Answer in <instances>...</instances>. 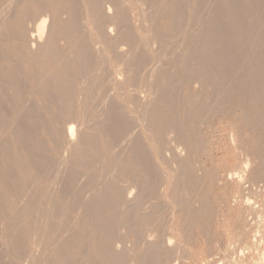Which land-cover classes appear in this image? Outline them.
<instances>
[{"label": "bare ground", "instance_id": "bare-ground-1", "mask_svg": "<svg viewBox=\"0 0 264 264\" xmlns=\"http://www.w3.org/2000/svg\"><path fill=\"white\" fill-rule=\"evenodd\" d=\"M2 1V0H1ZM12 1L14 0H4V7H7L8 4H10ZM22 1V0H21ZM29 1V5L26 6V9L24 8V12H23V17L22 19L23 20H20V21H15L16 22V26L13 27L14 23H13V19L11 16L10 18V21H12L11 23H13L12 25H10L11 23L9 22L8 25L10 28H8L7 30H10L12 27L15 29H11V36L13 37L15 35V37L17 38V42L18 40H26L24 42H26V45L27 47H29L32 52L36 50V48L38 49L40 46L42 48L41 49H38V51L42 50L41 53H44L42 56L44 57V59L48 56L49 59H46L47 60H50L52 61L50 63L51 67H49L51 69V71H48L49 68H45L46 66H41L39 65L40 67H44V70L42 68H39L38 67L36 68V70H34L35 72L31 75L33 79L36 80V82H38L37 86L35 85L34 81V86L35 90H33L34 92L37 91L38 92V95L40 94L41 96L40 99L42 100L41 97L44 98H47V102H48V98H51L52 99V95L54 94V96L57 98H55L54 102L55 101H58L57 103V114H65L66 113H71L72 115H74L75 117H73L74 119L78 120L77 119V116H79V114L81 112H83L82 108L84 110V112L88 113L89 111H91V114H92V111H93V114H94V111H95V107H99L102 106V108L105 109V107H107V102H108V99H109V95H112L111 93L116 94L117 96H122L123 98H125V101L129 104V107L131 108L132 112H131V115L135 118V126H137V132L138 133H135L133 132V129L134 127L132 126V130H130L131 128H126L127 130L126 131H130V134H128V137H125L127 138L126 141H127V144H125V146L129 144V148L127 147V151L126 152L127 154H124L121 153H116V151H113V148L114 146L112 145V139H103V137L101 136V134L99 135H91V134H85V137L83 138H80V137H77L78 134H80V131L81 129L83 130L86 125L84 124L83 127H81V125H83V123H80L79 121L82 122V119H79V123L77 125V122H76V125L75 123H70L69 125H67L68 123H66L67 127L65 126V135L64 133L60 134V136L63 137L61 139H58V133H54L52 137H55V135L57 137H55V139L57 138L58 139V143H59V140H63L62 142L65 143V145L67 147H71V148H74V146H76V144L78 142H82L80 144H84L83 146L80 145L81 147H88L89 151H90V154L89 153H85L88 154H83L84 152L83 151V148H80V146H78V149L80 148L79 152H82L81 153V157L82 160L81 161H87V162H91L92 163V167L94 166L95 169H98L100 170V168H102V170H100L99 172H101L99 175H97L96 177H91L92 175H87L86 176V172L87 174L90 173L91 174V171L93 168H91V164H89V171H85L83 174L85 176V179L87 180L88 176L90 177V179H88V181H84V183L86 182L90 188H93L94 190L96 189V186L99 188V191L96 192V190L94 191L92 189V191H94L92 194L93 196L91 198H84V197H88V194L87 196L85 191H84V188H87L88 186L86 185V183L84 184L83 182H79L80 184L82 183V187L81 188V185L79 186L81 189H83L84 193H82L84 195H81V192L78 194L80 198H84L82 199L83 201L82 202H79V197L78 199L79 200H76L77 202V207H79L78 209L80 210V212L84 215H88V221L86 222V224L82 223L80 227L77 226L76 229H74V231H72V228L71 231H68L69 233V236L71 235V232L73 236H76L77 238L79 239H82L83 241L84 240H89V242L91 241V244H88L90 245L89 249H87L88 251H84L83 250V246L84 245H80L78 244L77 245V248H79V255H81V258H84L85 255L87 260H88V264H163L164 262H160L159 261V254L162 252L165 254H168V250L169 248H166L163 249L161 252L159 249H162L161 247L158 248V245H156V241L155 242V239L154 241L152 242H146L147 245L143 248V251H140V252H135L134 248L137 246L134 242V245H136L135 247L134 246H129L128 244H126V237L128 235H123L124 233L127 234L128 232L132 234V236L136 237L134 238L135 241H139V238L140 240L142 239V235L140 236V233L143 231H147L148 229L144 228L146 226L150 227V219H148L149 217H147V215H145V211L148 210L150 211L151 213L153 211H156L157 209L159 210V208H154L153 207V204L151 203H140V199H141V195L143 193V188L144 189H148L149 192H153L156 190L155 188V184H157L155 181L159 178H161L162 174L163 176L165 175V180L164 182L166 181L167 184H172V187L173 185L175 186V184H177V181L179 180L180 182V178L182 179L183 177L181 176L180 174V170H178L179 168L175 169L174 166H173V163H172V166L171 167L168 163V159L171 157L172 159H175L177 160V163L179 164V166L181 167V170H182V166L184 165V163H182L183 161L185 162V160L189 159V154L190 152L193 150L195 151V149L197 148H200L201 147V144L199 142H195L197 141V138L195 139L194 135L198 132V127L196 128V124L199 123L201 121V117L203 114V112L207 109V107L210 106V101L214 98L218 99V103L216 104V99H215V104L214 106H216V110L217 111H222V113H224L226 116H228L234 123V127L236 128V126L238 125H241L243 128H247L251 134H253V136L255 137L254 139H257V141L259 142V140L261 141V139L264 138V31H261L263 32L260 37H259V34L257 35V37L259 38L258 41L256 42L255 40H253L252 42H256L255 43V46L257 45V47L259 48V53H256L254 52L255 50L257 49H253V50H247L245 52V55H243V52L241 53V57L244 56L243 58V62H242V66L241 68L239 69V71L235 74H230V71H229V67L230 68H233L232 66V63L234 64L233 61H231L232 59H229V61L231 62V65L230 63L228 64L227 63V60L228 59L227 57L229 58H232L233 55H228L229 53H227V49H230L232 46H234V48H236V50L239 48L242 49L244 48L246 45H249V47L251 48L253 46L252 42H251V38L249 40V36L246 35V33L249 35L250 32L248 33L247 31H244L242 33L241 31L245 30V28H250V26L248 25L249 23H252L253 22H247L249 21L250 19L254 20V18H250V16H252L250 14L249 18H248V15L247 18L248 20H246V25L248 26H245L244 28H242L246 17L244 15V19L242 20L241 18H239L241 20V24L237 23V20L235 19V15L236 14H239L240 13V10H238V8L240 7H236L234 5H236V3H233L234 1H232L231 3L233 4H229L227 5L228 7L226 8V6L224 4L223 7L225 8V11H224V14L223 16H221L222 18H227V19H220L222 20L223 22H226V24H224L223 22H220L219 19L215 20V18L213 17V13L212 12L209 15V17H212V20L210 18L211 21H209V19H205L207 21V23L205 22L206 24V27L204 26V22L202 23V19L201 18H205V16H202V14L204 15L205 12H203L202 14L200 13V10L204 11L206 8L208 9V1L204 4L207 5V7H205L204 9H200L201 7L203 6H199L201 4V0H196V2H199V5L197 3V6L198 9L200 10H197V6L196 8L194 6L191 5V3H189L193 9H191V6L190 8L188 9L189 10V13L190 14H193V11H194V17L195 19H197V21L195 20L194 23L200 21L201 24H203V26L205 27V30H204V34L203 36H200V35H197V41H196V45L197 48L196 49H192V48H188L190 50H187L186 48V43H187V39L189 38V36L191 37V34L195 33L192 28H188V25L189 23L187 24V28L188 30H192L193 32H189V34H186L185 32L188 33V30L184 31V33L182 34L181 33V30H183V27L184 25L186 24V22L183 20L184 17L182 18H177L176 21L174 20L176 17H180L179 14L176 15V13L178 12H173L172 13V9H176V7L179 5L181 6L185 1L187 2V0H177L174 4V2H172V0H129V4L132 3V5H125L124 4V1L125 0H28ZM60 1H62V4L60 3ZM193 1V0H192ZM192 1H189V2H192ZM201 1V2H200ZM222 2H219V3H223V1H226V0H221ZM242 0H240L239 2H241ZM249 1V0H248ZM256 2V0H253ZM26 2V1H25ZM185 2V3H186ZM195 2V0L193 1V3ZM195 2V3H196ZM210 2V1H209ZM214 2V1H213ZM212 2V3H213ZM237 2V1H236ZM242 2H247L246 1H242ZM241 2V3H242ZM252 2V1H251ZM255 4L258 5V4ZM263 2V1H260V3ZM182 3V4H181ZM188 3V2H187ZM192 3V4H193ZM194 3V4H195ZM211 3V4H212ZM238 3V2H237ZM249 3V2H248ZM247 3V4H248ZM21 4V2L19 3ZM27 3H25L26 5ZM158 4V9L159 7L161 6V9H164L163 11L167 12V10H169L170 14H172V16L176 15L175 17L173 16L171 20H174L172 21L174 24L175 22V28L174 30L176 29L177 30V33L176 31L174 32L175 34H169V33H163V25L158 28L162 29V33L161 31L159 30V32L157 31V33L155 32L154 34V30H157L155 29V26L157 25H154L153 26V20L156 21L155 19L156 18L154 17L153 15V12L154 13H161L160 10L157 12L155 9L157 8V5ZM203 4V5H204ZM227 4V3H226ZM240 4V3H238ZM244 4V8L243 10L246 11L247 13H249L248 11H252L253 7H250V9L248 10L247 8V5H245L246 3H243ZM252 4V3H251ZM250 4V5H251ZM186 5V4H185ZM222 5H220L222 7ZM261 6L263 4H260ZM259 5V6H260ZM156 6V8L154 9V7ZM172 6H176L175 8L172 7ZM183 6V5H182ZM239 6H242L241 4ZM249 6V4H248ZM254 6V5H253ZM260 6V7H261ZM3 7V6H1ZM215 7H216V4H215ZM215 7L213 6L212 8L215 9ZM243 7V6H242ZM241 7V8H242ZM12 8V7H11ZM187 8V7H186ZM218 8V7H217ZM8 9V8H7ZM153 9L156 11H153ZM179 10H183V9H180V8H177ZM191 9V10H190ZM206 9V10H207ZM252 9V10H251ZM254 9L256 10L257 8L254 7ZM264 9V8H262ZM4 10V9H2ZM184 10H185V7H184ZM183 10V12H184ZM222 10V8H221ZM242 10V9H241ZM62 12L63 11V16L65 15L66 17V14H67V18H63V16L61 15V17L63 18L62 20H65L63 23L62 20H60L58 22V17L59 16V12ZM186 11V10H185ZM191 11V12H190ZM199 11V12H198ZM201 11V12H202ZM212 10H209L208 12H210ZM215 11V10H214ZM235 11H239V13L237 12L235 15ZM260 11V10H259ZM258 10H256V13H258L260 15L259 19L263 16V13H264V10L260 11L259 12ZM66 14H65V13ZM182 12V13H183ZM254 12V11H253ZM262 12V13H261ZM5 13V12H4ZM15 13V11H14ZM180 13V12H179ZM185 13H188V12H185ZM254 13V14H256ZM134 14H136L137 17L135 18H139L138 20L140 21L141 24H139L138 27H141L142 26V31H140L141 33L138 34V36L136 37V34L134 35V31L131 30L130 28V25H132L130 23L129 25V20H130V17L132 18V16H134ZM169 14V16H170ZM201 14V16H200ZM207 14V13H205ZM241 14V13H240ZM262 14V15H261ZM9 15V14H8ZM35 15V17H34ZM157 15V14H156ZM163 15V14H162ZM182 15V14H181ZM184 15V14H183ZM218 15V14H217ZM257 15V14H256ZM5 16V14L3 15V17ZM14 16V14H13ZM33 17V20H30L29 19H32ZM161 16V14H160ZM164 16V15H163ZM187 16H191L189 14H187ZM152 17H154L152 19ZM207 17V16H206ZM208 17V18H209ZM220 17V16H218ZM220 17V18H221ZM241 17V15H240ZM18 20L21 19L20 17H16ZM134 18V19H135ZM159 18V17H158ZM174 18V19H173ZM193 19V15L191 17ZM191 18H189V20H191ZM214 18V19H213ZM230 18V19H229ZM258 18V16H257ZM264 18V17H263ZM7 19V18H6ZM61 19V18H60ZM186 19V18H185ZM229 19V20H228ZM236 22H235V20ZM136 20V19H135ZM167 20V19H166ZM179 20H183L185 24H181V23H178V25L180 24V29H179V26L177 25L176 22H179ZM188 20V19H186ZM264 19H260L261 23ZM204 21V20H203ZM222 25H225L227 26V28L225 26H223V28L225 27V31L223 30V32L221 30V24ZM234 21V22H233ZM244 21V22H243ZM251 21V20H250ZM259 20H257L255 18V22L258 23ZM18 22V24H17ZM199 22V24H200ZM254 22V23H255ZM56 23V24H55ZM133 25H135V23L132 21ZM155 23V22H154ZM157 24V23H155ZM162 24V23H161ZM192 24V23H191ZM197 24V23H196ZM217 24H220V30L216 29L215 26ZM238 24V25H237ZM250 24V25H252ZM2 25V24H1ZM56 25V26H55ZM141 25V26H140ZM245 25V24H244ZM259 25V24H258ZM12 26V27H11ZM56 27V37L57 38H63L62 40H65V44L67 42V46L68 44L70 45L69 48L67 49L66 51V48H64V45H62V47L64 48H60V46H56V44L58 45V43L54 42L55 41V34H52L53 32L51 31L52 29H55L53 28ZM183 26V27H182ZM195 26H198V25H195ZM201 26V28L203 29L204 27L202 25H199V27ZM264 26V25H263ZM262 26V27H263ZM2 27V26H0ZM134 28H136L135 26H133ZM197 27V30L200 29V31H202L201 28ZM218 27V26H217ZM240 27L243 29L241 30ZM254 27V25H253ZM252 27V29H253ZM261 27V25H260ZM186 28V27H185ZM186 28V29H187ZM254 28H257L256 26ZM259 28V27H258ZM257 28V29H258ZM170 29V28H169ZM238 29V31L240 30V32L236 31ZM3 30V28H2ZM6 30V28L4 29ZM6 30V32H7ZM55 30V31H56ZM136 30V29H135ZM171 30V29H170ZM173 30V31H174ZM196 30V31H197ZM248 30V29H247ZM263 30V28L261 29ZM1 31V30H0ZM14 31V32H13ZM133 31V32H132ZM199 31V32H200ZM2 32H5V31H2ZM1 32V33H2ZM5 32V33H6ZM14 35H13V33ZM52 32V33H51ZM137 32H139V30L137 29ZM198 32V31H197ZM198 32V33H199ZM8 33V32H7ZM196 34V33H195ZM257 34V33H256ZM4 34H2L3 36ZM9 34H7L8 36ZM1 36V35H0ZM194 36V35H193ZM4 37V36H3ZM195 37V36H194ZM193 37V38H194ZM253 37V36H252ZM14 38V37H13ZM171 38H176L175 40L177 41H180V45H183L185 49H183L182 47H178L180 48L181 50L183 49L185 52L183 51H174L175 53H173L171 55V53L169 52V54L171 56H168L169 54L165 51H160L162 52L160 54V58L164 57L162 60H166V56H168L167 58V61L163 62V61H160V60H157L158 58L154 59V57H152L153 53L155 54V52H153L152 50V54H148V53H142L141 51V47L139 48L140 45H142V49H146V45L149 46V44H157V46L155 47H158V44L160 43H164V42H168L169 39ZM256 37H254L255 39ZM7 41L9 40V38H6L5 36V39ZM59 39V41H60ZM190 39V38H189ZM1 40V39H0ZM61 40V41H62ZM2 41H3V38H2ZM10 41H12V38H10ZM57 41V40H56ZM15 42V41H14ZM64 42H61V43H64ZM174 42V41H173ZM193 42V41H192ZM19 43V42H18ZM23 43V42H22ZM56 43V44H55ZM16 45H18L17 43H14ZM168 43H166V47ZM172 44V42H171ZM174 44V43H173ZM177 44V43H176ZM13 45V44H12ZM11 45V46H12ZM15 45V47H16ZM252 45V46H250ZM8 46V45H7ZM24 46V45H23ZM56 46V47H55ZM154 46V45H153ZM152 46V48H153ZM160 47L158 48H161L163 45H159ZM174 47H177L175 44L172 45ZM14 47V48H15ZM18 47V46H17ZM188 47V46H187ZM229 47V48H228ZM20 48L21 47V44H20ZM19 48V49H20ZM25 48V47H23ZM59 48V49H58ZM149 47H147L148 50L152 49ZM157 48V49H158ZM173 48V47H172ZM227 48V49H226ZM234 48L232 49L233 51H236L234 50ZM254 48V47H253ZM61 49V50H60ZM162 49V48H161ZM174 49V48H173ZM177 48H175L174 50H176ZM179 49V50H180ZM192 49V50H191ZM4 50V48H3ZM2 50V51H3ZM23 50V49H21ZM20 50V52H22ZM1 51V50H0ZM24 51V50H23ZM28 51V50H26ZM25 51V52H26ZM37 51V52H38ZM151 51V50H150ZM149 51V52H150ZM168 51V50H166ZM29 52V51H28ZM31 52V53H32ZM36 52V51H35ZM36 52V53H37ZM143 52H146L145 50ZM173 52V51H172ZM229 52V50H228ZM238 52V51H237ZM258 52V51H257ZM34 53V52H33ZM32 53V54H33ZM40 53V52H38ZM37 53V54H38ZM41 53L39 54L41 56ZM159 53V52H158ZM156 53V54H158ZM2 54V53H1ZM9 55V53H7ZM14 54V53H13ZM12 54V55H13ZM69 55H73L74 57L73 58H69L67 60H64V56H68ZM144 54H147V56L149 57H145ZM155 54V56H156ZM163 54V55H162ZM168 54V55H167ZM5 55V54H4ZM20 55V53H19ZM45 55H47L45 57ZM159 55V54H158ZM157 55V56H158ZM40 56L38 59H40ZM41 56L42 60H43V57ZM156 56V57H157ZM18 57V56H17ZM24 57V56H23ZM33 57H35L33 55ZM72 57V56H71ZM5 58V57H3ZM7 58V56H6ZM10 57H8L9 59ZM14 58V56H13ZM20 58V57H19ZM27 58V57H26ZM25 58V59H26ZM149 58L153 59V60H148ZM240 58V57H239ZM23 59V58H22ZM34 59V58H33ZM38 59H34L36 60V62L38 61ZM16 61H18L17 59H14ZM20 60V59H19ZM148 60V61H147ZM226 60V62H225ZM41 61V59H40ZM9 62V61H8ZM19 62V61H18ZM44 61H42L43 63ZM161 62V63H160ZM238 62V61H237ZM11 65V67L9 69H5L7 68L5 65V68L2 67L0 68L1 72L3 71L2 69L4 68V75L5 76L4 78H6V76L9 78L10 81V84L13 85L14 88H17V84H16V81H14L15 77L18 76V69H17V64L15 61H13L11 63V61L9 62ZM53 63V64H52ZM126 63V64H125ZM147 63H149L150 65V68H149V71H146L147 72V75L144 76V77H141V78H138L139 80H137V71L138 69L140 68L141 65H146ZM4 64V63H3ZM30 64V63H28ZM163 64L164 67H161V65ZM238 64V63H237ZM241 65V63H239ZM43 65V64H42ZM144 65V66H145ZM148 65V64H147ZM3 66V65H1ZM161 67V68H158L160 70H158L156 67ZM232 66V67H231ZM19 67V66H18ZM30 67V66H29ZM34 67V66H33ZM170 70V72L167 70ZM45 69H47V73L51 72L50 74H47L45 73ZM148 70V69H147ZM171 71H177V73H174L175 75H173L174 77H172V74ZM1 72H0V75H1ZM145 72V73H146ZM3 74V73H2ZM21 76V75H20ZM22 77V76H21ZM3 78V77H2ZM2 79V80H5V79ZM19 79V78H18ZM7 80V79H6ZM8 80V81H9ZM16 80V79H15ZM172 80H176L178 82H182L183 84H186L188 85V83L192 82L193 85H197L199 86L198 89L195 91V92H192V93H186L182 96L179 95V92L177 90V85H181L183 86L181 83H175L174 86H172L174 83H172L171 81ZM24 81V80H23ZM27 81V80H26ZM136 81L139 82V83H143L141 86L138 84V86H136ZM7 82V81H6ZM18 82V81H17ZM172 85H169L171 84ZM5 83V82H4ZM8 83V82H7ZM7 83H5L6 85H8ZM190 83V84H192ZM9 84V85H10ZM29 84V83H28ZM126 85H129V87H126ZM135 85V86H134ZM24 86V85H23ZM180 86V87H181ZM186 86V85H184ZM29 87V85L27 86ZM3 88V87H2ZM126 88V89H124ZM190 88V87H189ZM180 89V88H179ZM15 90V89H14ZM24 90V89H23ZM27 91V90H26ZM177 91V92H176ZM18 93V91H16ZM36 92V93H37ZM15 94V93H14ZM31 94V93H29ZM2 95V94H0ZM6 95V93H5ZM9 95V94H8ZM7 95V98H9ZM12 95V94H11ZM74 95L78 98V100H81V103L83 102L82 104V108L81 110L79 111L80 107H78V105H76L77 107L74 108L75 104L74 105H71L70 104V101L72 98H74ZM25 96V95H24ZM28 96V95H27ZM33 95L30 96V98L32 97ZM1 97V96H0ZM113 97V96H112ZM11 98V97H10ZM17 99V97H16ZM110 99H113V98H110ZM109 99V100H110ZM8 100V99H7ZM6 100V101H7ZM12 100V99H11ZM25 100V99H24ZM30 100H33L34 99H30ZM70 100V101H69ZM73 100V99H72ZM1 101V99H0ZM5 101V100H4ZM13 101V100H12ZM15 101V100H14ZM26 101V100H25ZM50 101V99H49ZM111 101V100H110ZM113 101V100H112ZM120 101V100H119ZM214 101V100H213ZM11 102V101H10ZM20 102V101H19ZM18 102V103H19ZM43 102V101H42ZM51 102V101H50ZM69 102V103H67ZM1 103V102H0ZM27 103V102H26ZM31 103V102H30ZM35 103V102H34ZM44 103V102H43ZM64 103V104H63ZM65 103L69 104V106H63L65 105ZM116 103V102H115ZM7 104V103H6ZM13 104V103H12ZM11 104V105H12ZM24 104V103H23ZM22 104V105H23ZM33 104V103H32ZM48 104V103H47ZM2 105H3V102H2ZM14 105V104H13ZM26 105V104H25ZM79 105H81L79 103ZM104 105V106H103ZM110 105V103H109ZM117 105V103H116ZM115 105V106H116ZM120 105V104H119ZM4 106V105H3ZM28 106V105H27ZM36 106V104H35ZM39 106V105H37ZM71 106H74V107H71ZM95 106V107H94ZM112 106V105H111ZM114 106V104H113ZM128 106V105H127ZM213 106V107H214ZM12 107V106H11ZM15 107V106H14ZM40 107V106H39ZM42 107V106H41ZM46 107V106H44ZM49 107V106H48ZM65 107V108H64ZM212 107V106H210ZM28 108V107H27ZM101 108V109H102ZM117 108V107H116ZM119 108V107H118ZM45 109H48V108H45ZM44 109V110H45ZM100 109V108H99ZM98 109V110H99ZM114 109V108H113ZM214 109V110H215ZM4 110V109H3ZM14 110V109H13ZM34 110V109H33ZM52 110V109H51ZM97 110V109H96ZM96 111L97 114L99 111ZM103 110V109H102ZM112 110V109H111ZM109 109V111H111ZM116 110V109H114ZM117 110H120V109H117ZM22 111V110H21ZM32 117H35V118H38L37 120L41 123L42 125V122H43V119H44V116L43 118H41L42 116L36 112H33L32 109H28L27 110ZM26 111V112H27ZM41 111V110H40ZM49 111V109L47 110V112ZM106 111L108 112V110L106 109ZM105 111V112H106ZM24 112V114L26 113ZM45 112V111H44ZM52 112V111H51ZM77 112H80L77 114ZM83 112V113H84ZM95 112V113H96ZM14 113V111L12 112V114ZM17 113V112H16ZM82 114L81 115H84L85 119L86 118V114ZM103 113V111H102ZM112 113V112H111ZM120 113V112H119ZM205 113V112H204ZM2 114H4L2 112ZM9 114V113H7ZM23 114V113H22ZM39 114V116H38ZM55 114V113H54ZM89 114V113H88ZM28 116V113L25 114V116ZM80 115V116H81ZM99 115H100V112H99ZM114 116L115 113L113 114ZM18 116V115H17ZM26 116V117H27ZM56 116V115H54ZM61 116V115H60ZM79 116V117H80ZM89 116V115H87ZM100 116H101V119H100ZM99 118L98 116L95 117V114L92 116H89L90 119L92 120L93 118L92 117H95L94 121H101L100 125L98 126L97 122H95V127H97V131H99L98 129H103V122L105 123V117H104V120L102 122V116H105V115H100ZM122 116V115H121ZM9 117V116H8ZM25 117V118H26ZM48 117V116H47ZM46 117V118H47ZM58 116H56L57 118ZM65 117V116H64ZM78 117V118H79ZM89 117H88V122L89 124H87L88 127H90V124L91 126L94 125L93 123H91V120L89 121ZM110 117V116H109ZM2 118V117H1ZM21 118V117H20ZM46 118L44 119L45 121ZM60 118V117H58ZM57 118V119H58ZM81 118V117H80ZM28 119V118H27ZM48 121H49V118H47ZM73 121H76L74 120ZM83 119V121L85 120ZM97 119V120H96ZM207 119V118H206ZM53 120V119H52ZM62 120V118H61ZM72 120V118H71ZM10 121V120H9ZM8 121V122H9ZM35 121V120H33ZM32 121V122H33ZM45 121L43 124H45ZM63 121V120H62ZM12 122V121H11ZM25 122V121H24ZM7 123V122H6ZM19 123V122H18ZM17 123V124H18ZM21 123V122H20ZM36 123V122H35ZM58 123H61L58 122ZM201 123V122H200ZM232 123V125H233ZM28 124V123H27ZM54 124V122H53ZM115 124V123H114ZM235 124H238V125H235ZM13 125V124H12ZM11 125V126H12ZM23 125V124H22ZM26 125V124H25ZM38 125V124H37ZM46 125V124H45ZM55 125V124H54ZM63 125V124H62ZM61 125V126H62ZM103 125V126H101ZM111 125V124H110ZM130 125V124H129ZM198 125V124H197ZM204 125V123H203ZM3 126V125H2ZM40 126V125H39ZM47 126V125H46ZM46 126H45V129H46ZM61 126H60V129H61ZM240 126V128H241ZM14 127V126H13ZM29 127V126H28ZM35 127V126H34ZM51 127V126H50ZM55 127V126H54ZM94 127V129H95ZM114 127V126H113ZM117 127V126H116ZM122 127H124L122 125ZM121 127V128H122ZM127 127V126H126ZM130 127V126H129ZM2 128V127H1ZM21 128V127H20ZM24 128V127H23ZM30 128V127H29ZM42 128V126H41ZM53 128V127H52ZM59 128V127H58ZM63 128V129H64ZM93 128V127H92ZM106 128V127H105ZM104 128V129H105ZM37 129V127H36ZM49 129V128H48ZM46 129V130H48ZM62 129V130H63ZM91 129V128H90ZM114 129V128H113ZM23 130V129H22ZM57 130V129H56ZM112 130V129H111ZM121 130V129H119ZM197 130V131H196ZM232 130V129H231ZM237 129L231 131V133H235L234 131H236ZM242 130V129H241ZM14 131V130H13ZM38 131V130H37ZM41 131V129L39 130ZM91 131V130H90ZM113 131V130H112ZM116 130H114L115 132ZM132 131V132H131ZM135 131H136V128H135ZM49 132V131H48ZM52 131H50L51 133ZM102 132V130L100 131ZM111 132V131H110ZM122 132V131H121ZM238 132V131H237ZM28 133V132H27ZM26 133V134H27ZM49 133V134H50ZM93 133V131H92ZM94 133H98V132H94ZM199 133V132H198ZM15 134H16V131H15ZM30 134V133H28ZM82 134V133H81ZM108 134V133H107ZM117 134V133H115ZM114 134V135H115ZM20 135V133H19ZM111 135V134H110ZM118 135V134H117ZM120 135V134H119ZM124 135V134H122ZM121 135V136H122ZM197 135V134H196ZM231 135V134H230ZM234 136H236L235 134H233ZM18 136V135H17ZM49 136V135H48ZM116 136V135H115ZM42 137V136H41ZM113 137V136H112ZM111 137V138H112ZM248 137V136H247ZM246 137V138H247ZM3 138V137H2ZM19 138V137H18ZM34 138V137H33ZM65 140H64V139ZM78 138V139H77ZM115 137H113L114 139ZM236 138V137H235ZM235 138H232V140H236ZM238 138V137H237ZM6 139V138H5ZM10 139V138H9ZM118 139V138H116ZM249 139V138H248ZM112 142H111V141ZM231 140V139H230ZM19 141V140H18ZM17 141V142H18ZM44 140H42L43 142ZM60 141V142H61ZM125 141V140H123ZM199 141V139H198ZM244 141V139H243ZM248 141V140H246ZM250 141V140H249ZM2 142V141H1ZM201 142V141H200ZM234 142H238L237 140L234 141ZM232 142V143H234ZM251 142V141H250ZM253 142H255L253 140ZM30 143V142H28ZM45 143V142H44ZM118 143V142H117ZM121 143V142H120ZM236 143H234L235 145H237ZM262 143V141H261ZM4 144V143H3ZM8 144V143H7ZM33 144V143H32ZM31 144V145H32ZM42 144V143H41ZM75 144V145H73ZM124 143L122 142V145ZM246 144V143H245ZM10 145V144H9ZM21 145V144H20ZM43 145V144H42ZM57 145V144H55ZM59 145V144H58ZM87 145V146H86ZM234 145V146H235ZM251 145V144H250ZM261 145V144H260ZM263 145V144H262ZM1 146V145H0ZM7 145H5L6 147ZM34 146V145H33ZM41 146V145H40ZM238 146V145H237ZM254 146V145H253ZM255 146H256V143H255ZM254 146V147H255ZM2 147V146H1ZM8 147V146H7ZM49 147V146H48ZM56 147V146H54ZM53 147V148H54ZM119 147V145H118ZM205 147V146H204ZM249 147V146H248ZM246 147V148H248ZM258 147V146H257ZM10 148V147H9ZM32 147H30L31 149ZM42 148V147H40ZM44 148V147H43ZM46 148V147H45ZM58 148V147H57ZM62 148V147H61ZM64 148V146H63ZM70 148V149H71ZM124 148V147H123ZM239 148V147H238ZM241 148V147H240ZM253 148V147H252ZM251 148V150H252ZM262 148V147H260ZM3 149V148H2ZM5 149V148H4ZM14 149V148H13ZM48 149V148H47ZM46 149V150H47ZM60 149V148H59ZM69 149V150H70ZM86 149V148H85ZM87 149V150H88ZM115 149V148H114ZM255 149V148H254ZM7 150V149H6ZM23 150V149H22ZM45 150V149H44ZM72 150V149H71ZM74 150L78 151L77 150V147L76 149L74 148ZM82 150V151H81ZM121 150V148H120ZM152 150H155V151H158L160 152L161 154L157 153L155 156H157V162L159 163L158 165H161L163 166L162 164L164 165H169L168 167H165L166 169H163V172H162V169L161 171L159 169H157L158 167H156V169H153L154 170H157V172H161V176L158 174H156L154 172V170L150 167L151 166V160L153 161V159L148 156L149 154L148 153H152L151 151ZM199 150V149H198ZM203 150V149H202ZM10 151V150H9ZM26 151H29L26 150ZM35 151V150H34ZM37 151V150H36ZM62 151V150H61ZM67 151V150H66ZM73 151V150H72ZM71 151V152H72ZM76 151H73V153L71 154H78L75 153ZM88 151V152H89ZM238 151V150H237ZM256 151H259L258 149H256ZM255 151V152H256ZM19 152V151H18ZM30 152V151H29ZM38 152V151H37ZM196 152V151H195ZM242 152V151H241ZM240 152V153H241ZM254 152V151H253ZM261 152V151H260ZM264 152V151H263ZM21 153V152H19ZM60 153V152H58ZM156 153V152H155ZM162 153L164 156H162ZM26 154V153H25ZM48 154V153H47ZM158 154L161 155L158 157ZM166 154L170 155V157L167 158V156H165ZM195 154V153H194ZM260 154V153H259ZM1 155V154H0ZM18 155V154H17ZM32 155V154H30ZM261 155V154H260ZM6 156V155H5ZM27 156V155H26ZM25 156V157H26ZM33 156V155H32ZM80 157V154L77 155ZM257 156V154H256ZM7 157V156H6ZM9 157V156H8ZM38 157V156H36ZM35 157V158H36ZM43 157V156H42ZM42 157H39V158H42ZM80 157V158H81ZM166 157V158H165ZM193 157V156H191ZM254 157V156H253ZM11 158V157H9ZM34 157H31V159H33ZM63 158V157H62ZM76 158V157H75ZM79 158V159H80ZM246 158V157H245ZM249 158V157H248ZM248 158H246L245 160V165L244 168H248L249 166V160ZM8 159V158H7ZM14 159H17L16 156L15 158L12 157V159L10 160V162ZM19 159V158H18ZM16 160V161H19V160ZM21 159H22V153H21ZM20 159V160H21ZM26 159V158H25ZM38 159V158H36ZM45 160V158H42ZM70 159V158H68ZM73 159V158H72ZM78 159L77 157V162L79 161L81 163V165L84 163H82L80 160ZM84 159H87V160H84ZM171 159V160H172ZM252 159V158H251ZM260 159V157H259ZM262 159V158H261ZM41 160V159H40ZM59 160V159H58ZM170 160V161H171ZM193 160V158H192ZM195 160V159H194ZM257 160H258V157H257ZM12 161V162H13ZM35 161V160H34ZM33 161V162H34ZM47 161V158L46 160ZM51 160H48V164ZM63 160H61V163H62ZM70 161V160H69ZM74 161V160H72ZM76 161V160H75ZM74 161V163H75ZM126 162V165L125 167L122 165V169L118 170L119 174H123L125 175V179H122V177L120 178L118 173L117 172H113L116 167V163L118 164L119 162ZM169 161V162H170ZM179 161V162H178ZM190 161V160H188ZM15 162V161H14ZM30 162V161H29ZM41 163H43L42 161H40ZM46 162V163H47ZM78 162L77 166L80 164ZM87 162L85 165H87ZM122 162V164H123ZM156 162V163H157ZM195 162V161H194ZM18 163V162H17ZM24 163V162H23ZM31 163V162H30ZM40 163V164H41ZM66 163V162H65ZM197 163H199L197 161ZM196 163V164H197ZM255 164L257 162H254ZM26 164V163H25ZM98 164V165H97ZM99 164L101 166H99ZM182 164V165H180ZM189 164V163H188ZM244 164V163H243ZM14 165V164H13ZM12 165V166H13ZM24 165V164H23ZM44 165V164H43ZM76 165V164H75ZM84 165V166H85ZM156 165V166H158ZM175 165V164H174ZM195 165V164H193ZM11 166V165H10ZM19 166V165H18ZM32 166V165H31ZM34 166V165H33ZM47 166V165H46ZM64 166V164H63ZM66 166V165H65ZM83 165L82 166H78V167H82L83 170H86V168L84 167ZM88 166L87 169H88ZM95 166H98L97 168ZM185 166H188L186 165V162H185ZM261 166V165H259ZM37 167H40V166H37ZM68 167V165H67ZM184 167V166H183ZM237 167V166H236ZM254 167V166H252ZM250 167V168H252ZM6 168V167H5ZM19 168V167H18ZM24 168V167H23ZM26 168V167H25ZM34 168V167H33ZM36 168V167H35ZM63 167H61L62 169ZM66 168V167H65ZM71 168V167H70ZM120 168V167H119ZM117 168V169H119ZM187 168V167H186ZM189 168V167H188ZM188 168L187 170H185V168H183L186 172L188 171ZM199 168V167H197ZM213 168V167H212ZM256 168V167H255ZM260 168V167H259ZM258 168V169H259ZM16 169V168H15ZM41 169H44L41 168ZM46 169V168H45ZM69 169V168H68ZM98 169L96 170L97 172L95 171H92L94 172L93 175L95 176V174H98ZM253 169V168H252ZM252 169H249V170H252ZM257 169V168H256ZM26 170V169H25ZM33 170V169H32ZM38 170V169H37ZM36 170V171H37ZM40 170V169H39ZM50 170V169H49ZM67 170V168H66ZM75 170V168H74ZM72 169V171H74ZM153 170V171H151ZM159 170V171H158ZM183 170V171H184ZM205 170V169H204ZM260 170V169H259ZM264 170V168H263ZM30 171V170H29ZM55 171V170H54ZM61 171V170H60ZM65 171V169H64ZM69 171V170H67ZM71 171V172H72ZM78 171V170H77ZM81 171V169H80ZM117 171V170H115ZM190 171V170H189ZM212 171V170H211ZM215 171V169H214ZM212 171V172H214ZM217 171V170H216ZM246 171V170H245ZM28 172V170H27ZM43 172V171H42ZM56 172V171H55ZM76 172V171H75ZM122 172V173H121ZM152 172H154L155 174H153ZM252 172V171H251ZM256 171H253V173H255ZM263 172V171H262ZM9 173V172H8ZM22 173V172H21ZM36 173V172H35ZM52 173V172H51ZM54 173V172H53ZM68 173V172H67ZM66 173V175H67ZM73 173V172H72ZM71 173V174H72ZM80 173V172H79ZM207 173V172H206ZM244 173V172H243ZM252 173V174H253ZM258 173V171H257ZM2 174V173H1ZM46 174V173H45ZM56 174V173H55ZM61 174V173H60ZM82 174V175H83ZM210 174V173H209ZM237 174V173H236ZM256 174V173H255ZM260 174V173H259ZM27 175V174H25ZM32 175V174H31ZM36 175V174H35ZM38 175V173H37ZM47 175V174H46ZM54 175V174H53ZM58 175V174H57ZM70 175V174H68ZM77 175V174H75ZM81 175V174H80ZM191 175V174H190ZM189 175V176H190ZM213 175V173H212ZM216 175V173H215ZM250 175V173H249ZM248 175V176H249ZM258 175V174H257ZM7 176V175H6ZM9 176V175H8ZM51 176V175H49ZM65 176V175H64ZM200 176V175H199ZM218 176V175H217ZM30 177V176H29ZM41 177V176H40ZM48 177V175L46 176ZM62 177V176H61ZM81 177V176H80ZM87 177V178H86ZM191 177V176H190ZM198 177V176H197ZM6 179V177H3ZM53 178V177H52ZM67 178V177H66ZM78 178V177H77ZM76 178V179H77ZM163 178V177H162ZM212 178V177H211ZM252 178V177H251ZM250 178V179H251ZM257 178V177H256ZM262 178V177H261ZM2 179V178H1ZM5 179H2V180H5ZM12 179V177H11ZM14 179V178H13ZM72 179V178H71ZM70 179V180H71ZM74 179V177H73ZM72 179V181H74ZM84 179V178H82ZM84 179V180H85ZM194 179V178H193ZM218 179V177H217ZM260 179V178H259ZM10 180V179H9ZM157 180V181H158ZM163 180L160 181L162 182L163 184ZM197 180V179H195ZM200 180V179H199ZM216 180V179H215ZM264 180V178L262 179ZM59 181V180H58ZM68 181V180H67ZM79 181V180H78ZM82 181V180H81ZM182 181V180H181ZM185 182H187V184H190L191 182L188 183V181L184 180ZM198 181V180H197ZM211 181V180H210ZM248 181V180H247ZM250 181H253V179H251ZM3 182V181H2ZM1 182V183H2ZM10 182V181H8ZM15 181L13 180V183ZM21 182V181H20ZM29 182V181H28ZM62 182V181H60ZM159 182V181H158ZM183 182V181H182ZM181 182V184H182ZM184 182V184H186ZM255 182V180L253 181ZM257 182V181H256ZM259 182V180H258ZM23 183V181L21 182ZM25 183V182H24ZM76 182H74L75 184ZM164 183V184H166ZM195 183V182H193ZM191 183V184H193ZM7 184V183H6ZM30 184H31V180H30ZM54 184V183H53ZM72 184V183H71ZM77 184V183H76ZM163 184V185H164ZM190 184V185H191ZM222 184V183H221ZM10 185V183L8 184ZM64 185V184H63ZM67 185V184H66ZM68 185H69V182H68ZM73 185V184H72ZM84 185V186H83ZM189 185V186H190ZM202 185V184H201ZM242 185V184H241ZM260 185V184H259ZM3 186V185H2ZM28 186V185H26ZM56 186V185H55ZM59 186V185H58ZM76 186V185H75ZM87 186V187H85ZM95 186V187H94ZM170 186V185H169ZM188 185L186 187H189ZM245 186V185H244ZM243 186V187H244ZM247 186V185H246ZM4 187V186H3ZM7 187V186H6ZM15 187V185H14ZM34 187V186H32ZM61 187V186H60ZM66 187V186H65ZM69 187V186H68ZM155 187V188H154ZM158 187V185H157ZM176 187V186H175ZM174 187V188H175ZM201 187V186H200ZM1 188V187H0ZM9 188V187H8ZM37 188L38 185H37ZM36 189H33V190H37ZM59 188V187H58ZM67 188V187H66ZM73 188V187H72ZM177 188V187H176ZM185 188V187H184ZM241 188V187H240ZM246 188V187H244ZM243 188V189H244ZM21 189V188H19ZM23 189V188H22ZM21 189V190H22ZM28 189V188H27ZM55 189V188H54ZM57 189V188H56ZM65 189V188H64ZM78 189V188H76ZM155 189V190H154ZM173 189V188H171ZM178 189H180V187H178ZM188 191L189 188H187ZM6 190V189H5ZM20 190V191H21ZM42 191V189H40ZM58 190V189H57ZM56 190V191H57ZM85 190H89V187ZM98 190V189H97ZM174 190V189H173ZM17 191V190H16ZM30 191V190H29ZM67 191V190H66ZM65 191V192H66ZM71 190H69L70 192ZM78 191V190H76ZM253 191V190H251ZM8 192V191H7ZM25 192V191H24ZM34 192V191H33ZM52 192V191H50ZM96 192V193H95ZM146 192V190H145ZM159 192V191H158ZM171 192V191H169ZM177 192H179L177 190ZM181 192V191H180ZM208 192V191H207ZM11 193V192H10ZM20 193V192H18ZM72 193H75V192H72ZM89 193V192H88ZM95 193V194H94ZM147 193V192H146ZM186 193V192H185ZM254 193V192H253ZM4 194V193H3ZM8 194V193H7ZM23 194V193H22ZM43 194V193H42ZM54 194V193H52ZM58 194V193H57ZM164 194V193H163ZM195 194V193H194ZM197 195L199 193H196ZM9 195V194H8ZM91 195V194H90ZM154 195V194H153ZM167 195V194H166ZM24 197V195H22ZM21 196V197H22ZM38 196V195H37ZM41 196V195H40ZM50 196V195H49ZM60 196V195H58ZM74 196V195H73ZM186 196V194H185ZM188 196V195H187ZM195 196V195H194ZM7 199L8 197L5 196ZM10 197V196H9ZM14 197V196H13ZM36 197V196H35ZM42 197V196H41ZM51 197V196H50ZM53 197V195H52ZM90 197V196H89ZM153 197V196H152ZM183 197V196H182ZM181 197V198H182ZM196 197V196H195ZM199 197V196H198ZM18 198V197H16ZM25 198H26V195H25ZM54 198V197H53ZM51 198V199H53ZM74 198V197H73ZM76 198V197H75ZM157 198V197H155ZM180 198V200H181ZM185 198V197H183ZM1 199V198H0ZM10 199V198H9ZM21 199V198H20ZM36 199H39V197H36ZM36 199H35V202H36ZM42 199V198H41ZM50 199V200H51ZM186 199V198H185ZM200 199V198H199ZM198 199V201H200ZM202 199V197H201ZM255 199V198H254ZM17 200V199H16ZM14 199V201H16ZM62 200L65 201V199L63 198ZM72 200V199H71ZM156 200V199H155ZM196 200V199H194ZM1 201V200H0ZM26 200H24L25 202ZM33 201V200H32ZM40 201V200H38ZM73 201V200H72ZM139 201V202H138ZM142 201V200H141ZM172 201V199H171ZM176 201V200H175ZM178 201V200H177ZM182 201V200H181ZM7 202V201H6ZM11 202V201H10ZM18 203H20L19 201H16ZM23 202V204H24ZM27 202V201H26ZM49 202V201H48ZM51 202V201H50ZM49 202V203H50ZM157 202V201H156ZM183 202H177V204L179 203L180 204V207L179 209L177 210L179 213H184V214H188L191 212V214L193 213L195 216L196 214L200 211L199 209L197 208H200V207H194L193 209H189L188 207H192V206H188L186 207L187 205H183ZM188 202H189V199H188ZM187 202V203H188ZM206 202V201H204ZM42 203V201L40 202ZM38 203V204H40ZM185 203V202H184ZM198 203V202H197ZM200 203V202H199ZM203 203V202H202ZM255 203V202H254ZM21 204V203H20ZM26 204V203H25ZM24 204V205H25ZM29 205H31V203L29 202L28 203ZM28 204H26L27 206H29ZM33 204V203H32ZM37 204V203H35ZM46 204V202H45ZM64 204V203H62ZM60 203V205H62ZM72 204H75L72 203ZM175 204V203H174ZM192 204V203H191ZM194 204V203H193ZM204 204V203H203ZM202 204V205H203ZM249 204V203H248ZM34 205V204H33ZM56 205V204H55ZM59 205V203H58ZM66 205V204H65ZM155 205V204H154ZM200 205V204H198ZM9 206V205H8ZM16 206V205H15ZM36 206V205H35ZM32 207V208H35ZM38 206V205H37ZM41 206V205H40ZM48 206V205H47ZM64 205H62V208H63ZM66 206H70V205H66ZM74 206V205H73ZM157 206V204H156ZM155 206V207H156ZM20 207V206H19ZM26 207V206H25ZM52 207V206H51ZM159 207V206H158ZM177 207V208H178ZM202 207V206H201ZM253 207V206H252ZM11 208V207H10ZM24 208V207H23ZM22 208V209H23ZM31 208V209H32ZM37 208V207H36ZM40 208V207H39ZM38 208V209H39ZM42 208V207H41ZM46 207H44L43 209H45ZM50 208V207H48ZM56 208V207H55ZM58 208V207H57ZM66 208V207H65ZM162 208V207H161ZM203 208V207H202ZM201 208V209H202ZM214 208V207H213ZM245 208V207H244ZM249 208V207H248ZM18 209V208H17ZM20 209V208H19ZM29 209V208H28ZM27 209V211H28ZM37 209V210H38ZM76 209V208H75ZM77 209V210H78ZM176 209V207L174 208V210ZM218 209V208H217ZM3 210V209H2ZM36 210V209H35ZM51 210V209H49ZM53 210V209H52ZM51 210V211H52ZM57 210V209H56ZM145 210V211H144ZM206 210V209H205ZM25 211V210H24ZM43 211H46L43 210ZM50 211V212H51ZM68 211V210H67ZM176 211V212H177ZM4 214L5 211H3ZM29 212V211H28ZM27 212V213H28ZM54 213V211H52ZM79 212V213H80ZM145 212V213H144ZM164 212V211H163ZM177 212V213H178ZM210 213V211H208ZM207 212V213H208ZM213 212V211H212ZM19 213V212H18ZM43 213V212H42ZM41 213V214H42ZM60 213H61V210H60ZM66 213H69V212H66ZM150 213V214H151ZM178 213V214H179ZM204 213L207 215L206 211H204ZM17 214V213H16ZM21 214V213H20ZM30 214V213H29ZM33 214V213H31ZM30 214V215H31ZM35 214H38V213H35ZM47 214V212H46ZM192 214V215H193ZM203 214V213H202ZM256 214V213H254ZM15 215V214H14ZM19 215V214H17ZM16 215V216H17ZM26 215V213H25ZM29 215V216H30ZM58 215V214H57ZM55 215V217L57 216ZM64 215V214H62ZM67 215V214H66ZM70 215V214H69ZM79 215V214H78ZM149 215V214H148ZM177 215V214H176ZM201 215V213H200ZM1 216V215H0ZM6 216V215H4ZM12 216V215H11ZM28 216V215H27ZM44 216V215H43ZM49 216V214L47 215ZM51 216V214H50ZM187 216V215H186ZM185 215H183V218L185 217L186 219H188ZM190 216V221L193 223L194 219L191 220V215L189 214ZM188 216V217H189ZM194 216V218H195ZM197 216L199 217V214H197ZM196 216V217H197ZM209 216V214H208ZM254 216V215H253ZM32 217V216H31ZM61 217V216H60ZM69 217V216H68ZM83 217V216H82ZM147 217V218H146ZM154 216H152L151 218H153ZM204 217V216H203ZM202 217V218H203ZM16 218V217H15ZM18 218V217H17ZM23 218V217H22ZM25 218V216H24ZM64 218V217H63ZM155 218V217H154ZM153 218V219H154ZM246 218V217H245ZM252 218V217H251ZM21 219V218H20ZM34 219V218H33ZM40 219V218H39ZM45 219V218H43ZM58 219V217L56 218ZM60 219V218H59ZM66 219V218H65ZM63 219V221L65 220ZM71 219V218H70ZM69 219V220H70ZM78 219V218H77ZM82 219V218H81ZM182 219V218H180ZM198 218H195V222L197 221ZM244 219V218H243ZM1 220V219H0ZM157 218H155V223L158 221H156ZM184 220V221H183ZM182 221L185 222V221H188V223L190 222L189 220H185L183 219ZM245 220V219H244ZM249 220V219H248ZM6 221V220H5ZM32 221V220H31ZM38 220H35L34 222H36ZM48 221V220H46ZM60 221V220H58ZM86 221V220H85ZM24 222V221H23ZM28 222V221H27ZM44 222V221H43ZM52 222V221H51ZM65 222V221H64ZM75 222V221H74ZM12 223V222H11ZM15 223V222H14ZM13 223V224H14ZM17 223V222H16ZM22 223V222H21ZM29 223V222H28ZM33 223V222H32ZM38 223V222H36ZM40 223V222H39ZM54 223V222H53ZM67 223V222H66ZM70 223V222H68ZM154 223V221H153ZM159 223V222H158ZM156 223V225L158 224ZM182 224V222H180ZM187 222L186 224L189 225ZM198 223V222H197ZM19 224V223H18ZM55 224V223H54ZM59 224V223H58ZM62 224V219H61V223ZM72 224V223H71ZM202 224V223H201ZM9 225V223H8ZM28 225V224H27ZM33 225V224H32ZM42 225V224H41ZM80 225V224H79ZM86 225V226H85ZM180 225V224H179ZM185 225V224H182V226ZM16 226V224H15ZM14 226V227H15ZM20 226V224H19ZM24 226V225H23ZM36 226V225H34ZM45 226V225H44ZM48 226V225H47ZM53 226V225H52ZM52 226H48V230L49 231V227H52ZM57 226V225H56ZM66 228H67V224L65 225ZM69 226V225H68ZM126 226V227H125ZM129 226V227H128ZM202 226V225H201ZM12 226H10L9 228H11ZM13 227V228H14ZM127 227L129 228L127 231ZM143 227V229H142ZM154 227V226H153ZM185 227V226H184ZM190 227V226H189ZM19 228V227H18ZM24 229L27 228V227H23ZM42 228V226L40 227ZM54 230L56 227H52ZM50 229V232H48L47 236L50 235V233L52 232V234L55 233V231H51L53 229ZM58 228V227H57ZM56 228V229H57ZM84 228H87L84 229ZM126 228V230L124 229ZM142 230H141V229ZM156 228V227H155ZM186 228V227H185ZM184 228V229H185ZM46 229V226L45 228ZM43 229V232H46ZM14 230V229H13ZM17 230V229H16ZM28 230V229H27ZM31 230V229H30ZM38 230H40L38 228ZM59 230V229H58ZM152 230V229H150ZM26 231V230H25ZM36 231V230H34ZM153 231V230H152ZM14 232V231H13ZM20 232V231H19ZM29 232V230L27 231V233ZM41 232V231H40ZM39 232V233H40ZM124 232V233H123ZM9 233V232H8ZM34 233V232H33ZM36 233V232H35ZM38 233V232H37ZM148 233V232H147ZM153 233V232H152ZM20 234V233H19ZM42 234V232H41ZM40 234V235H41ZM51 234V235H52ZM150 234V233H149ZM34 235V234H33ZM32 235V236H33ZM44 235V234H42ZM41 235V236H42ZM50 235V236H51ZM71 235V236H72ZM7 236V235H6ZM9 236V235H8ZM16 236V235H15ZM31 236V237H32ZM49 236V237H50ZM55 236V235H53ZM61 236V235H60ZM66 236V235H65ZM64 236V237H65ZM23 237V236H22ZM21 237V238H22ZM30 237V238H31ZM44 237V236H42ZM57 237V236H56ZM139 237V238H137ZM41 238V237H40ZM47 238V237H46ZM55 238V237H53ZM60 238V237H59ZM57 237V239H59ZM74 237H72L73 239ZM160 238V237H159ZM13 239V238H12ZM50 239V238H49ZM64 239V238H63ZM133 239V238H132ZM9 240V238H8ZM14 240V239H13ZM20 240V239H19ZM38 240V239H37ZM42 240V238H41ZM67 239L65 238V240H61L60 238V241H66ZM78 240V239H77ZM7 241V240H6ZM11 241V239H10ZM24 241V239H23ZM22 241V242H23ZM40 241V240H38ZM47 241V240H46ZM55 241H56V238H55ZM58 241V240H57ZM56 241V242H57ZM71 241V240H70ZM69 241V242H70ZM79 241V240H78ZM77 241V242H78ZM81 241L83 244L84 242ZM12 242V241H11ZM17 242V241H16ZM42 242V241H41ZM44 242V241H43ZM51 242V240L49 241ZM55 242V243H56ZM73 242V241H72ZM140 242V241H139ZM13 243V242H12ZM18 243V242H17ZM59 243H60V246H59ZM62 242H59L58 241V246L60 247H55L54 245V248L53 246L50 247L51 249L53 248V254L55 253V256L56 258L55 259H52V263L54 264H80L78 263L79 260H84V259H79L77 260V256L76 254H70L68 252V250L66 249H63L62 247H65V243L63 245L65 246H62L61 247V244ZM71 243V242H70ZM80 243V242H78ZM81 243V244H82ZM145 243V244H146ZM159 243V242H158ZM14 244V243H13ZM28 244V243H26ZM35 244V243H34ZM39 244V243H38ZM43 244V243H42ZM54 244V241L51 242V245ZM67 244V243H66ZM77 244V243H76ZM166 244L168 247H171V245L173 244V240L172 238L170 237H166ZM48 245V243H47ZM47 245H45L46 247L43 246V248H46V250H48L47 248ZM49 245V246H51ZM70 245V244H69ZM80 245V246H79ZM2 246V245H1ZM13 246V245H12ZM48 246V247H49ZM14 247V246H13ZM19 247V246H17ZM134 247L133 249H130ZM139 247V246H137ZM141 247V245H140ZM41 248V246H40ZM74 249H77L76 247H73ZM82 248V251L85 252H81V249ZM84 249H85V246H84ZM174 249V248H173ZM172 248L171 250L174 251ZM18 250V248H17ZM45 249H40V252L44 251ZM70 250V249H69ZM131 250V251H130ZM133 250V251H132ZM30 251V249H29ZM32 251V250H31ZM78 251V252H79ZM171 251V252H172ZM177 251V250H176ZM10 252V251H9ZM45 252V251H44ZM42 253L45 255V253ZM48 252V251H47ZM26 253V252H25ZM30 253V252H29ZM51 253V254H52ZM72 253V252H71ZM20 254V253H19ZM33 254V253H32ZM52 254V255H53ZM85 254V255H84ZM170 254V253H169ZM13 255V254H12ZM11 255V256H12ZM21 255V254H20ZM34 255V254H33ZM36 255V254H35ZM43 255V256H44ZM47 255V253H46ZM50 255L49 253V256H52ZM78 255V254H77ZM84 255V257H83ZM162 255V254H161ZM163 255V256H164ZM172 255V254H171ZM27 256V255H26ZM48 256V255H47ZM45 256V257H47ZM24 258V257H23ZM30 258V257H29ZM41 257H39L38 259H40ZM43 258V257H42ZM85 258V259H86ZM168 258V257H167ZM37 259V260H38ZM48 259V258H46ZM51 258L49 257V260ZM25 260V259H24ZM33 260V259H32ZM42 260V259H41ZM49 260H47L48 262H50ZM166 260V259H165ZM165 260H162V261H165ZM42 261H44V264H45V260L43 259ZM41 261V262H42ZM46 261V263H47ZM37 263V262H36ZM51 263V262H50ZM40 264V263H39ZM49 264V263H47ZM81 264H84V262Z\"/></svg>", "mask_w": 264, "mask_h": 264}, {"label": "rangeland", "instance_id": "rangeland-1", "mask_svg": "<svg viewBox=\"0 0 264 264\" xmlns=\"http://www.w3.org/2000/svg\"><path fill=\"white\" fill-rule=\"evenodd\" d=\"M26 1V2H25ZM175 1V2H174ZM177 0H172V2H174V4L173 5H175V3H177L176 2ZM189 1H192V0H187V2L185 3H181L182 5L181 6H172V7H176V9H173V8H171V9H169V10H171L172 11V13H174L175 11L176 12H178V13H176V15L177 14H179V16L180 17H176L174 20L176 21V19L177 18H183L184 17V21L186 22V24L185 23H183L184 21L183 20H179V22H176L177 23V25H178V23H181V24H185L184 25V27H183V30H181L180 29V24L178 25L179 26V29L181 30V33L183 34L184 33V31L186 30H188V28H192V30L196 33H193V34H191V32H193L192 30H188V33L187 32H185L186 34H189V32H190V34H191V37L189 36V38L187 39V43H186V45L188 46H186V48H187V50H190V49H188L189 47L190 48H194V49H196L197 48V46H195L196 45V41H197V35H200V36H203V34L205 33L204 32V30H205V27H206V24H205V22L207 23V19H209V21H211L212 20V17H209V15H211L212 16V14H213V17L215 18V16L214 15H216V17L217 18H215V20L217 19H219V21L220 22H223L222 20L224 19V18H222L221 16H223V14H224V11H225V6H226V8L228 7L227 5H229L232 1H234V0H226V1H223V3H219V2H222L221 0H205L206 1V3H207V1H208V3H209V5H208V9L206 10H204V11H202V10H200V9H204L205 7H207V5L206 4H204L205 3V1L204 0H201L200 2H201V4L199 5V2H196V0H195V4L193 3V1L192 2H189ZM210 1V2H209ZM214 1V2H213ZM238 3H240L242 6H239L240 4H238ZM236 1H234L233 3H236V5H234V6H236L237 8L238 7H240V8H238V10H240V13H239V11H237L239 14H236L237 12L235 11V13H234V15L236 16L235 17V19L237 20V23H238V21L240 20L239 18H241L242 20L246 17V19H244L245 20V22H244V24L242 25L241 23V20L239 21V23L243 26L242 28H244L245 26H250V28L251 29H249V28H245V30H243L241 27H240V29L241 30H243V31H241L242 33L244 32V31H247L248 33L250 32V34L248 35L247 33H246V35L247 36H249L250 38H249V40L251 39V38H253V39H251V42L253 41V40H255L256 42L258 41V37H257V35L259 34V37H260V35L263 33V32H261V31H264V20L262 21V23H261V21H260V19H264L263 17H264V13H263V16L259 19V17H260V15L258 14V13H256V10H260V11H262V10H264V9H262V8H264V0H256V2L255 1H253V0H247V2H242V1H246V0H242L241 2H239L240 0H236ZM252 1V2H251ZM260 1H263V2H261L260 3ZM21 2V4H19ZM129 0H125L124 1V4L125 5H127V4H129ZM213 2V3H212ZM249 2V3H248ZM254 2L256 3V4H258V5H256L255 6V4H254ZM25 3H27L26 5H25ZM60 3L62 4V1H60ZM189 3H191V5L192 6H194L195 8H196V6H197V3H198V5L199 6H203V7H199V6H197V10H200V13L202 14L203 12H205V13H207V14H205L204 13V15L202 14V16H205V18L203 17V18H201L202 19V23L204 24V26H203V24H201V20L200 21H198V22H196V23H194L195 22V20L197 21V19H195V17H194V11H193V14H190L189 13V8H190V4ZM193 3V4H192ZM207 3V4H208ZM212 3V4H211ZM227 3V4H226ZM229 3V4H228ZM233 3H231V4H233ZM243 3H246L245 5H247V8H248V10L250 9V7H253L251 10V12L250 11H248L249 13H247L246 11H244L243 10V8H244V4ZM249 4V6H248V4ZM252 3V4H251ZM186 4V5H185ZM204 4V5H203ZM215 4H216V7H215ZM222 4H224V5H222ZM230 4V5H231ZM251 4V5H250ZM260 4H263L262 6L260 5ZM29 5V1L28 0H14V1H12L10 4H8V6L7 7H4V0H0V26H2V27H0V68H2V67H4L5 68V66L7 67V68H5V69H9L12 65L9 63L10 61H11V63L13 62V61H15L17 64H19V65H17V69H18V76H16L15 77V79H14V81L13 82H15L16 81V86H17V88H14L13 87V85H11L10 84V81L11 80H9V76L7 77L6 76V78H4L5 76H3L4 75V68L2 69L3 71L1 72V75H0V94H2V95H0L1 97H0V99H1V103H0V145L2 146H0V264H44V261H42L43 259L45 260V264H47V263H49V264H54V263H52V259H55L56 258V256H55V253L53 254L52 252H53V248H54V245H55V247H59L60 246V243H59V246H58V241L59 242H62L61 244V247L62 246H65V247H62L63 249H67L68 250V252L70 253V254H76V258H77V260H79V259H84V260H79L78 261V263H80L81 264V262L83 263L84 262V264H88V260H87V258H86V256L87 255H85V257H84V255H83V257L84 258H81V255H79V253H80V251H79V248L80 247H82V246H80V245H84L85 246V249H84V246L82 247L83 248V250L85 251H88L87 249H89L90 247V245H88V244H91V241L89 242V240L87 241V240H82V239H79V238H77L76 236H73L72 235V233L73 232H71V235L69 236V233H68V231H71V229H72V231H74V229H76L77 228V226L78 227H80V226H82L81 224L83 223H85L86 224V222L88 221V215H84V214H82L81 212H80V210L78 209L79 207H77V206H79V205H77V202H76V200H79V202H82L83 200L82 199H84V198H91L92 196H93V192L96 190V192H98L99 191V188L96 186V189L94 190L93 188H90V186L86 183L87 181H88V179H90V175H92L91 177H96L97 175H99L101 172H99L100 170H102V168H100V170L98 169L99 167L98 166H95L97 169H98V174H95V176L93 175V173L94 172H92V171H95V172H97L96 170L97 169H95L94 168V166L92 167V163L90 162H87L88 160L87 159H84V160H87V161H81L82 160V158L83 157H81L83 154H86V153H89L90 154V151H89V149H88V147H81L80 145H82V144H80V143H82V142H78L77 144H78V146H80V148H83V151L82 152H84V153H82V152H79V150H80V148L78 149V146H77V144H76V146H74V148L76 149V147H77V150L78 151H76V150H74V148H71L73 151H76L75 153H77L78 152V154L77 155H79L80 154V157L79 156H77L76 154H71V153H73V151L69 148V147H67L66 145H65V143H63L61 140H59V143H58V139H61L62 137H63V135H62V137L60 136V134H62V133H64V135H65V126L67 127V125H69L70 123H75V125H76V122H77V125H78V123L80 122V123H83V125H81V127H83L84 126V124L86 125L85 127H83L84 129L82 130L81 129V131H80V134H78L77 135V137H80V138H84L85 137V134H91V135H99V134H101V136L103 137V139H112V145L114 146V148H113V151H116V153H119V154H121V153H123L124 152V154H127L126 152H128L127 150V147L129 148L130 146H129V144H128V146L126 145L125 146V144H127V141H126V139L127 138H129L128 137V134H130V131H126L127 129L126 128H128V130H129V128H131L132 126L134 127V125H135V118L131 115V112H132V110H131V108L129 107V104L125 101V98H123L122 96H117L116 94H114L113 95V93H111L112 95H109V99L110 98H113V99H108V102H107V107H105V109L104 108H102V106H100L99 105V107L97 106V107H95L99 112H100V115H105V116H102V122H103V120H104V117H105V123L103 122L102 124L104 125H101V126H103V129H98L99 131H97L96 129H97V127L100 125V123H101V121H99V120H97V121H99V122H97V121H95V122H97V123H99V124H97L98 126H96L95 127V122H93L95 119V117L96 116H98V118H99V112H98V114H97V110L95 109V111H94V114H95V117H92L93 119V121L90 119V117L89 116H93L94 114H93V111H92V114H91V111H89L88 113H86V112H84V110H85V108L83 109L82 107V104H83V102L81 103V100H78V98L74 95V98H72L71 99V101H70V104L71 105H74V103H76L74 106H71V107H74V108H76L77 106L76 105H78V107L79 106H81L80 107V109H79V111L81 110V108H82V110H83V112H81L82 114H84L85 115V113L87 114V115H89V116H87L86 115V118L88 119V117H89V121L91 120V123H95L94 125H92L91 126V124H90V127H88L87 126V124H89V123H87L88 122V120L87 119H85V118H83V117H85L84 115H81V113L80 112H77V114L76 115H78V113H80L79 114V116L81 117H79V116H77V119L78 120H76V119H74L73 117H75L74 115H72L71 113H66L65 114V112H64V114L62 113V114H57V102L58 101H55L54 102V100H55V96H54V94L51 96L52 97V99L51 98H48V102H47V98H44L43 99V97H41L42 98V100L40 99V97L39 96H41L40 94L38 95V92L37 91H33V90H35L34 88L37 86V84H38V82H36V80L35 79H33L32 78V74L35 72L34 70H36V68L38 67V69L39 68H42L43 70H44V67H40L39 65H41V66H46L45 68H49V67H51V65H50V63L52 62V61H50V60H47L46 61V59H49L48 58V56L47 55H45V59H44V53H41V51L39 50L38 51V49H40L41 48V46L37 49L36 48V52L38 51V52H40L41 53V56L43 57V60H42V58H41V56L39 55L40 53H36L35 51H33L32 52V50L29 48V47H27V45H26V42H24V41H26V40H18V42H17V38L15 37V35H14V31L12 32L13 33V37L11 36L12 34H11V29H14L15 27L14 26H16V20L17 21H20V20H23L22 19V17H23V10H24V8L26 9V6H28ZM129 5H132V3H130ZM190 5V6H189ZM206 5V6H205ZM220 5H222V7L220 6ZM254 5V6H253ZM261 7H260V6ZM1 6H3V7H1ZM156 6H157V8H156ZM155 7H154V9L157 11H159L160 9H161V6L159 7V9H158V4L156 5ZM191 6V9H193V7ZM205 6V7H204ZM215 7V9H213L212 7ZM224 6V7H223ZM12 7V8H11ZM184 7H185V10H184ZM187 7V8H186ZM198 7L200 8V9H198ZM218 7V8H217ZM242 7V8H241ZM254 7L255 8H257L256 10L254 9ZM8 8V9H7ZM177 8H180V9H183L184 10V12H183V10H179V9H177ZM221 8H222V10H221ZM2 9H4V10H2ZM153 9V11H155ZM190 9V10H191ZM242 9V10H241ZM164 9H162V10H160V12L161 13H154L153 12V15H154V17L156 18V16H157V18L155 19L156 21H152L153 22V26L154 25H157V26H155V29H157V30H154V34H155V32L157 33V31L159 32V30L161 31V33L163 32V33H169V34H175L174 32L176 31V33H177V30L175 29L174 30V28H175V26H173V25H175V22H174V24H172L173 22L172 21H174V20H171L172 19V17L174 16H172V14H170V12H169V10H167V12H166V10H165V12L163 11ZM173 10H174V12H173ZM209 10H212V11H210V12H208ZM215 10V11H214ZM14 11H15V13H14ZM155 11V12H156ZM157 11V12H158ZM202 11V12H201ZM254 11V12H253ZM259 11V12H260ZM5 12V13H4ZM183 12V13H182ZM185 12H188V13H185ZM191 12V11H190ZM199 12V11H198ZM212 12V14H210ZM263 12V11H262ZM261 12V13H262ZM63 14V11L61 12H59V16L60 17H58L59 19H58V22L60 21V20H62L63 18L65 19V18H67V14H66V17H65V15L63 16L62 14ZM225 13H226V11H225ZM254 13H256V14H254ZM5 14V16L3 17V15ZM9 14V15H8ZM13 14H14V16H13ZM157 14V15H156ZM160 14H161V16H160ZM164 16H163V15ZM169 14H170V16H169ZM182 14V15H181ZM184 14V15H183ZM187 14H189V15H191V16H187ZM201 14H200V16H201ZM209 14V15H208ZM218 14V15H217ZM250 14L252 15V16H250ZM61 15L63 16V18L61 17ZM175 15V16H176ZM192 15H193V19L191 18L192 17ZM240 15H241V17H240ZM244 15H245V17H244ZM246 15H248V18H249V16H250V18L252 17V18H254V20H252V19H250L249 21H247L248 23L249 22H253V24L252 23H249L248 25H246V20H248V18H247V16ZM262 15V14H261ZM13 18V19H11V20H13V23H14V25H13V27L10 29V30H7L8 28H10L9 26L10 25H12L13 23H11L12 21H10V18L11 17ZM174 16V17H175ZM178 16V15H177ZM201 16V17H202ZM207 16V17H206ZM218 16H220V17H218ZM257 16H258V18H257ZM16 17H20L21 19H17ZM32 17V16H31ZM34 17H35V15H34ZM135 17H137L136 16V14H134V16H132V18L130 17V22H129V25H130V23L132 24V25H130V28H131V30H133L132 32L134 33V35L136 34V37L138 36V34L139 33H141L140 31H142L143 29H142V26L141 27H138L139 26V24H141L140 23V21L138 20L139 18H135ZM154 17H152V19L154 18ZM159 17V18H158ZM209 17V18H208ZM7 18V19H6ZM61 18V19H60ZM136 20H135V19ZM188 19V20H186V19ZM189 18H191V20H189ZM210 18H211V20H210ZM213 18V19H214ZM255 18L257 19V20H259L258 21V23H256L255 22ZM167 19V20H166ZM207 21H206V20ZM220 19H222V20H220ZM225 19H227V18H225ZM224 19V20H225ZM230 19V18H229ZM228 19V20H229ZM234 19V20H235ZM30 20V22H31V20H33V17H32V19H29ZM204 20V21H203ZM236 20H235V22H236ZM65 20H62V22L63 23H65L64 22ZM132 21L135 23V21H136V23H135V25H133V23H132ZM139 22V24H138V22ZM177 21H178V19H177ZM208 21V22H209ZM213 21V20H212ZM219 21H217V22H219ZM11 23L10 25L8 24V23ZM61 22V21H60ZM61 22V23H62ZM157 23V24H155V23ZM199 22H200V24H199ZM219 22V23H220ZM226 22H227V20L225 21V22H223L224 24H226ZM234 22V21H233ZM255 22V23H254ZM162 23V24H161ZM189 23V25H188V28H187V24ZM192 23V24H191ZM2 24V25H1ZM17 24H18V22H17ZM56 24V23H55ZM164 24V25H163ZM220 24H221V27H220ZM220 24H217L216 26H215V28L216 29H218V30H220V28H221V30H220V32L222 31L223 32V30L225 31V29L227 28V26H225V25H222V23H220ZM250 24H252V25H250ZM259 24V25H258ZM9 25V26H8ZM138 25V26H137ZM163 25V26H162ZM195 25H198V26H195ZM199 25H202L204 28L202 29L201 28V26L199 27ZM238 25V24H237ZM253 25H254V27L256 26L257 28H254L253 27ZM260 25H261V27H260ZM56 26V25H55ZM133 26H135L136 28H134ZM161 26L163 27L162 29H163V31H162V29H160L161 28ZM218 26V27H217ZM223 26H225L224 28H223ZM263 26V27H262ZM158 27H160V28H158ZM174 27V28H173ZM187 29H186V28ZM197 27H199V28H201L202 29V31H200V29H198L197 30ZM220 27V28H219ZM252 27H253V29H252ZM2 28H3V30H2ZM6 28V30H7V32H6V30H4ZM53 28H55V29H52L51 31L53 32H51L52 34H55V41L54 42H56V43H58V45L56 44V46L58 47V46H60V48L62 47V45H64V48H66V51H67V49L69 48V44H68V46H67V42H66V44H65V40H62L63 38H57L56 37V32H57V30H56V27H54L53 26ZM171 30H170V29ZM263 28V30H261ZM136 29V30H135ZM137 29L139 30V32H137ZM159 29V30H158ZM223 29V30H222ZM248 29V30H247ZM15 30V29H14ZM56 30V31H55ZM174 30V31H173ZM199 32H197V31ZM2 31H5V32H2ZM236 31H238V29L236 30ZM2 32V33H1ZM226 32V31H225ZM238 32H240V30L238 31ZM160 33V32H159ZM257 33V34H256ZM2 34H4L3 36H2ZM7 34H9L8 36H7ZM11 34V35H10ZM189 34V35H190ZM244 34H245V32H244ZM264 34V33H263ZM140 35V34H139ZM195 37H194V36ZM5 36H6V38H9V40L7 41V39L6 40H4L5 39ZM253 36V37H252ZM194 37V38H193ZM254 37H256L255 39H254ZM2 38H3V41H2ZM10 38H12V41H10ZM59 39H60V41H59ZM176 38H171V39H169L168 40V42H164V43H160V44H158V47H160L159 45H163L161 48H158V47H155V46H157V44H149V46L148 45H146L145 47H146V49L144 48V49H142L143 47H142V45H140L139 46V48L141 47V51H142V53H148V54H152V50H153V52H155V54L156 53H158V54H156V56H155V54L153 53V55H152V57H154V59H156V58H158L157 60H160V61H163L162 59L164 58H160L159 56H160V54L163 52V51H165V52H167L168 54H169V52L171 53V55L173 54V53H175L176 51H183V52H185L183 49H185L186 50V48H184V46L183 45H180L181 43H180V41H177V40H175ZM57 40V41H56ZM62 40V41H61ZM15 41V42H14ZM174 41V42H173ZM193 41V42H192ZM23 42V43H22ZM61 42H64V43H61ZM171 42H172V44H171ZM256 42H252V44H253V46L252 45H250V46H252L251 48L249 47V45H246L244 48H242V49H240L239 48V50L237 49L236 50V48H234V46H232L230 49H227V53H229L228 55H233L234 54V56H232V58H229V57H227L228 59H226L227 60V63L229 64L230 63V65H231V62L229 61V59H232L231 61H233L234 62V64L232 63V66H233V68H230L229 67V71H230V74H235V73H237L238 71H239V69L241 68V66H242V62H243V58H244V56H242L241 57V53L243 52V55H245V52L247 51V50H253V49H257V50H255L254 52H256V53H259V48L257 47V45L255 46V43ZM14 43H17L18 45H16V44H14ZM166 43H168L167 44V46L168 47H166ZM177 46V47H174V46H172V45H174V44ZM177 43V44H176ZM13 44V45H12ZM20 44H21V47L22 48H20ZM8 45V46H7ZM12 45V46H11ZM15 45H16V47H15ZM24 45V46H23ZM18 46V47H17ZM55 46V47H56ZM152 46H153V48H152ZM15 47V48H14ZM23 47H25V48H23ZM147 47H148V49H149V47L150 48H152V49H150V50H148L147 49ZM175 49V48H177L176 50H174L173 48ZM178 47H182L183 49L181 50L180 48H178ZM254 47V48H253ZM3 48H4V50H3ZM20 48V49H19ZM42 48H43V46H42ZM41 48V49H42ZM63 48V47H62ZM63 48V49H64ZM158 48V49H157ZM229 48V47H228ZM234 48V50H236V51H233L232 49ZM21 49H23V50H21ZM59 49V48H58ZM180 49V50H179ZM191 49V50H192ZM3 50V51H2ZM20 50L22 51V52H20ZM26 50H28V51H26ZM61 50V49H60ZM146 51V52H143V51ZM163 50V51H162ZM166 50H168V51H166ZM228 50H229V52H228ZM26 51V52H25ZM150 51V52H149ZM160 51H162V52H160ZM173 51V52H172ZM175 51V52H174ZM238 51V52H237ZM258 51V52H257ZM33 54H32V53ZM2 53V54H1ZM7 53H9V55L7 54ZM14 53V54H13ZM19 53H20V55H19ZM182 53V52H181ZM5 54V55H4ZM13 54V55H12ZM167 54V55H168ZM33 55L35 56V57H33ZM149 55V56H150ZM163 55V54H162ZM170 54L168 55V56H171ZM6 56H7V58H6ZM13 56H14V58H13ZM18 56V57H17ZM24 56V57H23ZM39 56H40V59H41V61H40V59H38L39 58ZM72 56V57H71ZM144 56L146 57L147 56V54H144ZM149 56H147V57H149ZM168 56H166V60H164L165 62L167 61V57ZM3 57H5V58H3ZM8 57H10L9 59H8ZM20 57V58H19ZM27 57V58H26ZM65 58H64V60H67V59H69V58H73L74 56L71 54V55H69L68 54V56H64ZM67 57H69V58H67ZM151 57V56H150ZM151 57V58H152ZM240 57V58H239ZM23 58V59H22ZM26 58V59H25ZM36 58V59H38V61L36 62V60H34V59ZM151 58H149L148 60H150ZM14 59H17L18 61H16V60H14ZM20 59V60H19ZM147 60V61H148ZM151 60H153V59H151ZM226 60H225V62H226ZM9 61V62H8ZM42 61H44L43 63H42ZM163 61V62H164ZM238 61V62H237ZM4 63V64H3ZM28 63H30V64H28ZM161 63V62H160ZM238 63V64H237ZM239 63H241V65L239 64ZM43 64V65H42ZM53 64V63H52ZM126 64V63H125ZM148 64V65H147ZM145 66L144 65H141L140 66V68L138 69V71H137V80H139L138 78H141V77H144V76H146L147 75V72L146 71H149V68H150V65H149V63H147ZM1 65H3V66H1ZM5 65V66H4ZM11 65V66H10ZM19 66V67H18ZM30 66V67H29ZM34 66V67H33ZM148 66H149V68H148ZM231 66V67H232ZM161 67H164L163 66V64L161 65ZM161 67H156L157 69L158 68H161ZM148 69V70H147ZM1 70V69H0ZM158 70H160V69H158ZM167 70H168V68H167ZM170 70H171V68H170ZM170 70H168L169 72H170ZM45 73H47V69H45ZM48 71H51V69L49 68L48 69ZM146 72V73H145ZM3 73V74H2ZM51 72H49V73H47V74H50ZM171 73H173L172 74V77H174L173 75H175L174 73H177V71H171ZM22 77H21V76ZM5 79V80H2L3 78ZM19 78V79H18ZM7 79V80H6ZM9 80V81H8ZM24 80V81H23ZM27 80V81H26ZM35 80V81H34ZM8 83H7V82ZM18 81V82H17ZM33 81H34V83H35V85H34V83H33ZM7 83L8 85H6L5 83ZM174 83L173 85H172V83ZM170 83L171 84H169V85H172V86H174L175 85V83L177 82L178 84L179 83H181L183 86H181L180 84L179 85H177V90H178V92H179V95L180 96H182V95H184V94H186V93H192V92H195L197 89H198V87L199 86H195V85H193V83L192 82H190V83H192V84H190V83H188V85H187V83L186 84H183L182 82H178V81H174V80H172ZM29 83V84H28ZM37 83V84H36ZM176 83V84H177ZM10 84V85H9ZM138 84L141 86L143 83L141 82V83H139V82H137L136 81V86H138ZM24 85V86H23ZM29 85V87H27ZM184 85H186V86H184ZM35 86V87H34ZM135 86V85H134ZM181 86V87H180ZM3 87V88H2ZM126 87H129V85H126ZM190 87V88H189ZM180 88V89H179ZM15 89V90H14ZM24 89V90H23ZM33 89V90H32ZM124 89H126V88H124ZM27 90V91H26ZM16 91H18V93L16 92ZM37 92V93H36ZM177 92V91H176ZM5 93H6V95H5ZM15 93V94H14ZM29 93H31V94H29ZM9 94V95H8ZM12 94V95H11ZM7 95H8V97L9 98H7ZM25 95V96H24ZM28 95V96H27ZM31 95H33L31 98H30V96ZM55 98H54V97ZM113 96V97H112ZM11 97V98H10ZM16 97H17V99H16ZM8 99V100H7ZM13 101H12V100ZM26 101H25V100ZM30 99H34V101L33 100H30ZM49 99H50V101H49ZM54 99V100H53ZM216 99V98H215ZM215 99L213 98L209 103H210V106H212V107H207V109L203 112V114L204 115H202V117H201V123L199 122V123H197L196 124V128L198 127V132L194 135V137H195V139L197 138V141H195V142H199L200 144H201V147L200 148H197V149H195V151H191L190 152V154H189V159H187V160H185V162H186V165H188V166H185V162L183 161L182 163H184V167L182 166V170H181V167L179 166V164L177 163V160H175V159H172L171 157H170V155H168V154H166L165 156H167V158L166 159H168V157H170L168 160L170 161L171 159V161L169 162L168 161V163H169V165L171 166V167H173L174 166V168L175 169H177V168H179L178 170H180V174H181V176L183 177L182 179L180 178V182H179V180L177 181V184H175V186L177 187H175L174 185H173V187H172V184H167L166 183V181L164 182V180H165V175L163 176V174H162V176H161V169H162V172H163V169H166L165 167H168L169 165H164V164H162L163 166H161V165H158L159 163L157 162V156H155L157 153H159V154H161L160 152H158V151H155V150H152L151 152L152 153H148L149 155V157H150V159L152 158L153 159V161L151 160V166L152 167H150V169L152 168L153 169V167H154V169H156V167H158L157 169H159L158 171L159 172H157V170H154V172L156 173V174H158V176L160 175L161 176V178H159V182L156 180L155 182L157 183V184H155V191H154V193L153 192H149L148 191V189H144L143 188V193H142V195H141V199H140V203H142V204H144L145 202L146 203H151V204H153V207L156 209V208H159V210L157 209L156 211H153L152 213L150 212V211H148V210H144L145 212V215H147V217H149L148 219H150V224H148V225H150V227H148V226H146V227H144L145 229L147 228L148 230L147 231H145V232H143L144 231V229H143V227H142V229H143V231L140 233V236L142 235V239L140 240V238L139 237H137V238H139V241H138V239H137V241H135V239L134 238H136V237H134V236H132V234L131 233H127V234H125L124 232V236L125 235H128L127 237H126V244H128L129 246L131 245V246H139V247H132V248H130V249H133L135 252H140V251H143V248L147 245V243L146 242H152V241H154V239H155V242H156V245H158V248L159 247H161L162 249H159L160 250V252L163 250V249H165V247L166 248H169V250H168V252L170 253H168V254H165L164 255V253H160L158 256H159V261L160 262H164L163 264H264V180H262L263 178H264V170H263V168H264V138L263 139H261V141H262V143H261V141L259 140V142L257 141V139H254L255 137L253 136V134H251V132L247 129V128H243L241 125H238V124H235V125H238V126H236V128L234 127V123L232 122V121H230L231 119L228 117V116H226L224 113H222V111H217L215 108H216V106H214V104H215ZM5 100V101H4ZM7 100V101H6ZM15 100V101H14ZM56 100H57V98H56ZM113 100V101H112ZM120 100V101H119ZM214 100V101H213ZM217 101H216V104L218 103V99H216ZM11 101V102H10ZM20 101V102H19ZM44 103H43V102ZM2 102H3V105H2ZM19 102V103H18ZM27 102V103H26ZM31 102V103H30ZM35 102V103H34ZM117 103V105H116V103ZM213 102H214V104H213ZM7 103V104H6ZM14 105H13V104ZM24 103V104H23ZM33 103V104H32ZM48 103V104H47ZM67 103H69V102H67ZM67 103H65V105H63V106H69V104H67ZM79 103L81 104V105H79ZM109 103H110V105H109ZM12 104V105H11ZM23 104V105H22ZM26 104V105H25ZM35 104H36V106H35ZM64 104V103H63ZM113 104H114V106H113ZM120 104V105H119ZM28 105V106H27ZM37 105H39V106H37ZM112 105V106H111ZM116 105V106H115ZM128 105V106H127ZM12 106V107H11ZM15 106V107H14ZM42 106V107H41ZM44 106H46V107H44ZM49 106V107H48ZM104 106V105H103ZM214 106V107H213ZM28 107V108H27ZM117 107V108H116ZM119 107V108H118ZM32 109V111L33 112H36V111H38L39 112V114L42 116V114H43V116H44V119L47 117V118H49V121H48V119L46 118V120L47 121H45L44 119H43V122H42V125L41 124H39V123H41V122H39L38 120V118H35V117H32L31 116V114L27 111L28 109ZM45 108H48L49 109V111L47 112V110L48 109H45ZM65 108V107H64ZM103 110H102V109ZM116 109V110H114V109ZM4 109V110H3ZM14 109V110H13ZM34 109V110H33ZM45 109V110H44ZM52 109V110H51ZM106 109L108 110V112L106 111ZM109 109L111 110V111H109ZM117 109H120V110H117ZM215 109V110H214ZM22 110V111H21ZM41 110V111H40ZM81 110V111H82ZM14 111V113L12 114V112ZM27 111V112H26ZM45 111V112H44ZM52 111V112H51ZM86 111V110H85ZM102 111H103V113H102ZM106 111V112H105ZM2 112L4 113V114H2ZM17 112V113H16ZM24 112H26L25 114H27L28 113V116L26 117L25 116V114H24ZM38 112H36V113H38ZM96 112V113H95ZM112 112V113H111ZM120 112V113H119ZM7 113H9V114H7ZM23 113V114H22ZM55 113V114H54ZM115 113V115L116 116H114L113 114ZM39 114H38V116H39ZM18 115V116H17ZM54 115H56V116H58V117H60V118H56V116H54ZM61 115V116H60ZM122 115V116H121ZM9 116V117H8ZM43 116L41 117V118H43ZM65 116V117H64ZM110 116V117H109ZM2 117V118H1ZM21 117V118H20ZM26 117V118H25ZM40 117V116H39ZM79 117V118H78ZM28 118V119H27ZM61 118H62V120H61ZM71 118H72V120H71ZM76 118V117H75ZM97 118V117H96ZM207 118V119H206ZM38 119V120H37ZM53 119V120H52ZM73 119L74 120H76V121H73ZM79 119H82V122L81 121H79ZM83 119H85L84 121H83ZM100 119H101V116H100ZM10 120V121H9ZM33 120H35V121H33ZM9 121V122H8ZM12 121V122H11ZM25 121V122H24ZM33 121V122H32ZM44 121H45V124L47 125H45V124H43L44 123ZM61 121V123H58V122H60ZM79 121V122H78ZM85 121H87V122H85ZM7 122V123H6ZM19 122V123H18ZM21 122V123H20ZM36 122V123H35ZM39 122V123H38ZM53 122H54V124H53ZM18 123V124H17ZM28 123V124H27ZM66 123H68L67 125H66ZM79 123V124H80ZM87 123V124H86ZM115 123V124H114ZM203 123H204V125H203ZM232 123H233V125H232ZM13 124V125H12ZM23 124V125H22ZM26 124V125H25ZM38 124V125H37ZM63 124V125H62ZM111 124V125H110ZM130 124V125H129ZM3 125V126H2ZM12 125V126H11ZM40 125V126H39ZM62 125V126H61ZM65 125V126H64ZM76 125V126H77ZM122 125L124 126V127H122ZM14 126V127H13ZM30 128H29V127ZM35 126V127H34ZM41 126H42V128H41ZM45 126H46V129H48V130H46L45 129ZM51 126V127H50ZM55 126V127H54ZM60 126H61V129H60ZM114 126V127H113ZM117 126V127H116ZM127 126V127H126ZM130 126V127H129ZM240 126H241V128H240ZM2 127V128H1ZM21 127V128H20ZM24 127V128H23ZM36 127H37V129H36ZM53 127V128H52ZM59 127V128H58ZM93 127V128H92ZM94 127H95V129H94ZM106 127V128H105ZM122 127V128H121ZM64 128V129H63ZM91 128V129H90ZM105 128V129H104ZM114 128V129H113ZM135 128H136V131H135ZM23 129V130H22ZM41 129V131H39ZM57 129V130H56ZM63 129V130H62ZM113 131H112V130ZM119 129H121V130H119ZM232 129V130H231ZM235 129H237L236 131H234L235 133H231V131H233V130H235ZM242 129V130H241ZM14 130V131H13ZM38 130V131H37ZM91 130V131H90ZM102 130V132H100ZM114 130H116L115 132H114ZM130 130H132V128L130 129ZM196 130V131H197ZM15 131H16V134H15ZM49 131V132H48ZM50 131H52L51 133H50ZM92 131H93V133H92ZM111 131V132H110ZM122 131V132H121ZM138 130H137V126H135L134 127V129H133V132H135V133H138L137 132ZM238 131V132H237ZM30 133V134H28V133ZM58 133L57 135H58V137L55 135V137H57L56 139H55V137H52V136H54L53 134L54 133ZM94 132H98V133H94ZM132 132V131H131ZM19 133H20V135H19ZM27 133V134H26ZM50 133V134H49ZM82 133V134H81ZM108 133V134H107ZM115 133H117V134H115ZM111 134V135H110ZM116 136H115V135ZM120 134V135H119ZM122 134H124V135H122ZM231 134V135H230ZM233 134H237L236 136H234ZM18 135V136H17ZM49 135V136H48ZM52 135V136H51ZM122 135V136H121ZM125 135H126V137H125ZM42 136V137H41ZM115 137L114 139H113V137ZM248 136V137H247ZM3 137V138H2ZM19 137V138H18ZM34 137V138H33ZM112 137V138H111ZM236 137V138H235ZM238 137V138H237ZM247 137V138H246ZM6 138V139H5ZM10 138V139H9ZM116 138H118V139H116ZM232 138H235L238 142L236 143V142H234V141H236V140H232ZM249 138V139H248ZM64 139V138H63ZM78 139V138H77ZM198 139H199V141H198ZM231 139V140H230ZM243 139H244V141H243ZM19 140V141H18ZM42 140H44L43 142H42ZM65 140V139H64ZM123 140H125V141H123ZM246 140H248V141H246ZM251 142H250V141ZM253 140L255 141V142H253ZM2 141V142H1ZM18 141V142H17ZM61 141V142H60ZM201 141V142H200ZM28 142H30V143H28ZM45 142V143H44ZM118 142V143H117ZM121 142V143H120ZM122 142L124 143L123 145H122ZM232 142H234V143H236L237 145H235L234 143H232ZM4 143V144H3ZM8 143V144H7ZM33 143V144H32ZM43 145H42V144ZM246 143V144H245ZM255 143H256V146H255ZM10 144V145H9ZM21 144V145H20ZM32 144V145H31ZM55 144H57V145H55ZM59 144V145H58ZM251 144V145H250ZM261 144V145H260ZM263 144V145H262ZM5 145H7L6 147H5ZM34 145V146H33ZM41 145V146H40ZM73 145H75V144H73ZM84 145V144H83ZM82 145V146H83ZM118 145H119V147H118ZM235 145V146H234ZM255 147H254V146ZM49 146V147H48ZM54 146H56V147H54ZM63 146H64V148H63ZM85 146V145H84ZM87 146V145H86ZM205 146V147H204ZM249 146V147H248ZM258 146V147H257ZM10 147V148H9ZM30 147H32L31 149H30ZM40 147H42V148H40ZM44 147V148H43ZM46 147V148H45ZM54 147V148H53ZM58 147V148H57ZM62 147V148H61ZM124 147V148H123ZM239 147V148H238ZM241 147V148H240ZM246 147H248V148H246ZM253 147V148H252ZM260 147H262V148H260ZM3 148V149H2ZM5 148V149H4ZM14 148V149H13ZM48 148V149H47ZM60 148V149H59ZM86 148V149H85ZM120 148H121V150H120ZM251 148H252V150H251ZM255 148V149H254ZM7 149V150H6ZM23 149V150H22ZM29 149V151H26V150H28ZM45 149V150H44ZM47 149V150H46ZM70 149V150H69ZM88 149V150H87ZM127 149V150H126ZM130 149V148H129ZM199 149V150H198ZM203 149V150H202ZM256 149H258L259 151H256ZM10 150V151H9ZM35 150V151H34ZM38 152H37V151ZM62 150V151H61ZM67 150V151H66ZM238 150V151H237ZM21 152L22 153V159H21V153H19V152ZM72 151V152H71ZM85 151H86V153H85ZM89 151V152H88ZM242 151V152H241ZM254 151V152H253ZM256 151V152H255ZM261 151V152H260ZM58 152H60V153H58ZM156 152V153H155ZM241 152V153H240ZM26 153V154H25ZM48 153V154H47ZM81 153H82V155H81ZM195 153V154H194ZM261 155H260V154ZM18 154V155H17ZM30 154H32V155H30ZM158 154V157L159 156H161V155H159ZM256 154H257V156H256ZM7 157H6V156ZM27 155V156H26ZM86 155H88V154H86ZM11 157V158H9V157ZM15 156H16V158L19 160V161H16L17 159H14V161L12 162H10V160L12 159V157L13 158H15ZM26 156V157H25ZM36 156H38V157H36ZM43 156V157H42ZM162 156H164L163 155V153H162ZM191 156H193V157H191ZM254 156V157H253ZM31 157H34L33 159H31ZM38 158V159H36V158ZM39 157H42V158H45V160H46V158H47V161L48 160H51L50 162H49V164H48V162L47 161H45L44 159H42V158H39ZM63 157V158H62ZM76 157V158H75ZM77 157H78V159L83 163L82 165L84 166L85 164H86V162H87V165H85L84 167L86 168V170H83V168L81 167H78V166H82L81 165V163L77 166V164H78V162H77ZM248 158V160L250 161L249 162V166H248V168H244V166H246L245 165V160H246V158ZM257 157H258V160H257ZM259 157H260V159H259ZM8 158V159H7ZM26 158V159H25ZM68 158H70V159H68ZM73 158V159H72ZM192 158H193V160H192ZM252 158V159H251ZM262 158V159H261ZM21 159V160H20ZM41 159V160H40ZM59 159V160H58ZM195 159V160H194ZM35 160V161H34ZM61 160H63L62 161V163H61ZM70 160V161H69ZM72 160H76L75 161V163H74V161H72ZM188 160H190V161H188ZM31 163H30V162ZM34 161V162H33ZM40 161H42L43 163H41ZM195 161V162H194ZM197 161L199 162V163H197ZM18 162V163H17ZM24 162V163H23ZM47 162V163H46ZM66 162V163H65ZM122 162L123 161H121V162H119L118 164L116 163V169L115 170H117V171H113V172H119L118 170H120V169H122L123 167H122V165L125 167V165H126V162H123V164H122ZM157 162V163H156ZM179 162V161H178ZM254 162H257L256 164L254 163ZM26 163V164H25ZM41 163V164H40ZM91 164L90 166H91V168H93L92 170H90L89 169V164ZM172 163H173V166H172ZM189 163V164H188ZM197 163V164H196ZM244 163V164H243ZM14 164V165H13ZM24 164V165H23ZM44 164V165H43ZM63 164H64V166H63ZM76 164V165H75ZM94 164V163H93ZM175 164V165H174ZM193 164H195V165H193ZM11 165V166H10ZM13 165V166H12ZM19 165V166H18ZM32 165V166H31ZM34 165V166H33ZM47 165V166H46ZM66 165V166H65ZM67 165H68V167H67ZM98 165V164H97ZM156 165H158V166H156ZM180 165H182V164H180ZM259 165H261V166H259ZM37 166H40V167H37ZM86 166H88V169H87V167ZM99 166H101L100 164H99ZM165 166V167H164ZM237 166V167H236ZM252 166H254V167H252ZM6 167V168H5ZM19 167V168H18ZM24 167V168H23ZM26 167V168H25ZM34 167V168H33ZM36 167V168H35ZM44 167V169H41V168H43ZM61 167H63L62 169H61ZM67 168V170H69V171H67L66 170V168ZM71 167V168H70ZM120 167V168H119ZM122 167V168H121ZM188 168V171L186 172L185 170H187V168ZM197 167H199V168H197ZM213 167V168H212ZM250 167H252V168H250ZM257 169H256V168ZM260 167V168H259ZM16 168V169H15ZM46 168V169H45ZM69 168V169H68ZM74 168H75V170H74ZM117 168H119V169H117ZM161 168V169H160ZM183 168H185V170L183 169ZM260 170H259V169ZM26 169V170H25ZM33 169V170H32ZM38 169V170H37ZM40 169V170H39ZM50 169V170H49ZM64 169H65V171H64ZM72 169L74 170V171H72ZM80 169H81V171H80ZM205 169V170H204ZM214 169H215V171H214ZM249 169H252V170H249ZM27 170H28V172H27ZM30 170V171H29ZM37 170V171H36ZM56 172H55V171ZM61 170V171H60ZM78 170V171H77ZM91 171V174L90 173H88L87 174V172H86V176L87 175H89L88 176V178H87V180L85 179V177H83V176H85L84 174V172L85 171H88V172H90ZM153 170H151V171H153ZM184 170V171H183ZM190 170V171H189ZM214 171V172H212V171ZM217 170V171H216ZM246 170V171H245ZM43 171V172H42ZM73 173H72V172ZM76 171V172H75ZM252 171V172H251ZM253 171H256L255 173H253ZM257 171H258V173H257ZM263 171V172H262ZM9 172V173H8ZM22 172V173H21ZM36 172V173H35ZM52 172V173H51ZM54 172V173H53ZM68 172V173H67ZM80 172V173H79ZM154 172H152L153 174H155ZM207 172V173H206ZM244 172V173H243ZM2 173V174H1ZM37 173H38V175H37ZM48 175V177H46L47 175ZM56 173V174H55ZM61 173V174H60ZM66 173H67V175H66ZM72 173V174H71ZM84 173V174H83ZM120 173V172H119ZM118 173V175H119V177L121 178L122 177V175L121 174H119ZM122 173V172H121ZM210 173V174H209ZM212 173H213V175H212ZM215 173H216V175H215ZM237 173V174H236ZM249 173H250V175H249ZM253 173V174H252ZM260 173V174H259ZM25 174H27V175H25ZM32 174V175H31ZM36 174V175H35ZM54 174V175H53ZM58 174V175H57ZM68 174H70V175H68ZM75 174H77V175H75ZM81 174V175H80ZM83 174V175H82ZM191 174V175H190ZM258 174V175H257ZM7 175V176H6ZM9 175V176H8ZM49 175H51V176H49ZM65 175V176H64ZM191 177H190V176ZM200 175V176H199ZM218 175V176H217ZM249 175V176H248ZM30 176V177H29ZM41 176V177H40ZM62 176V177H61ZM81 176V177H80ZM198 176V177H197ZM3 177H6V179L5 178H3ZM11 177H12V179H11ZM53 177V178H52ZM67 177V178H66ZM73 177H74V179H73ZM78 177V178H77ZM163 177V178H162ZM212 177V178H211ZM217 177H218V179H217ZM252 177V178H251ZM257 177V178H256ZM262 177V178H261ZM5 179V180H2V179ZM14 178V179H13ZM74 180V181H72V179ZM77 178V179H76ZM82 178H84V179H82ZM194 178V179H193ZM253 179V181L255 180V182H253V181H250L251 179ZM260 178V179H259ZM10 179V180H9ZM71 179V180H70ZM122 179H125V175H123V177H122ZM160 179H161V181L163 180V184L164 183H166V184H162V182L160 181ZM195 179H197V180H195ZM200 179V180H199ZM216 179V180H215ZM13 180L15 181L14 183H13ZM30 180H31V184H30ZM59 180V181H58ZM68 180V181H67ZM79 180V181H78ZM82 180V181H81ZM183 182H182V181ZM184 180H186V181H188V183L189 182H191V183H193V182H195V183H193V184H187V182H185ZM211 180V181H210ZM248 180V181H247ZM258 180H259V182H258ZM3 181V182H2ZM8 181H10V182H8ZM23 181V183H21V182ZM29 181V182H28ZM60 181H62V182H60ZM84 181H86L85 183H86V185L89 187V190H85V189H87L88 187L87 186H85V187H87V188H84V191H85V193H86V191H87V193H86V195H85V193H84V191H83V189H81V188H83L82 187V183L80 184L79 182H83L84 183ZM257 181V182H256ZM2 182V183H1ZM25 182V183H24ZM68 182H69V185H68ZM74 182H76L75 184H74ZM181 182H182V184H181ZM184 182L186 183V184H184ZM7 183V184H6ZM10 183V185H8ZM54 183V184H53ZM73 185H72V184ZM84 183V184H85ZM222 183V184H221ZM64 184V185H63ZM67 184V185H66ZM202 184V185H201ZM242 184V185H241ZM260 184V185H259ZM4 187H3V186ZM14 185H15V187H14ZM26 185H28V186H26ZM37 185H38V187L39 188H37ZM56 185V186H55ZM59 185V186H58ZM76 185V186H75ZM81 185V188L79 187ZM157 185H158V187H157ZM170 185V186H169ZM189 186V187H186V186ZM245 185V186H244ZM247 185V186H246ZM7 186V187H6ZM32 186H34V187H32ZM61 186V187H60ZM67 188H66V187ZM69 186V187H68ZM84 186V185H83ZM201 186V187H200ZM246 187V188H244V187ZM9 187V188H8ZM59 187V188H58ZM73 187V188H72ZM95 187V186H94ZM175 187V188H174ZM178 187H180V189H178ZM185 187V188H184ZM241 187V188H240ZM19 188H23L22 190L21 189H19ZM28 188V189H27ZM37 188V190H33V189H36ZM55 188V189H54ZM58 190H57V189ZM65 188V189H64ZM76 188H78V189H76ZM171 188H173V189H171ZM187 188H189V190L190 191H188V189ZM244 188V189H243ZM6 189V190H5ZM40 189H42V191L40 190ZM92 189L94 190V191H92ZM98 189V190H97ZM17 190V191H16ZM21 190V191H20ZM30 190V191H29ZM57 190V191H56ZM67 190V191H66ZM69 190H71L70 192H69ZM76 190H78V191H76ZM145 190H146V192H145ZM177 190L179 191V192H177ZM251 190H253V191H251ZM8 191V192H7ZM25 191V192H24ZM34 191V192H33ZM50 191H52V192H50ZM66 191V192H65ZM81 192V195H83L82 193H84V195L85 196H87V194H88V197H84V195H83V197L84 198H80L79 197V193ZM159 191V192H158ZM169 191H171V192H169ZM181 191V192H180ZM208 191V192H207ZM11 192V193H10ZM18 192H20V193H18ZM72 192H75V193H72ZM79 192V193H78ZM89 192V193H88ZM95 192V193H96ZM186 192V193H185ZM254 192V193H253ZM4 193V194H3ZM9 195H8V194ZM23 193V194H22ZM43 193V194H42ZM52 193H54V194H52ZM58 193V194H57ZM94 193V194H95ZM164 193V194H163ZM195 193V194H194ZM196 193H199L198 195L196 194ZM91 194V195H90ZM154 194V195H153ZM167 194V195H166ZM185 194H186V196H185ZM22 195H24V197L22 196ZM25 195H26V198H25ZM38 195V196H37ZM42 197H41V196ZM51 197H50V196ZM52 195H53V197H52ZM58 195H60V196H58ZM74 195V196H73ZM188 195V196H187ZM196 197H195V196ZM5 196H7L8 197V199L5 197ZM10 196V197H9ZM14 196V197H13ZM22 196V197H21ZM39 197V199H36V197ZM90 196V197H89ZM153 196V197H152ZM185 197V198H183V197ZM199 196V197H198ZM16 197H18V198H16ZM74 197V198H73ZM76 197V198H75ZM78 197H79V199H78ZM155 197H157V198H155ZM182 197V198H181ZM201 197H202V199H201ZM10 198V199H9ZM21 198V199H20ZM42 198V199H41ZM51 198H53V199H51ZM65 199V201L64 200H62V199ZM180 198H181V200L182 201H184L183 202V205L185 204V205H187L186 207H188L189 205L190 206H192V207H188L189 209L191 208V209H193L194 207H200V208H197V209H199L200 211L197 213V214H199V217L197 216V214H196V216L193 214H191V212L190 213H188V214H184V213H179L177 210L179 209V207H180V204L178 203L177 204V202H182L181 200H180ZM200 198V199H199ZM255 198V199H254ZM14 199L16 200V201H19L20 203H18V202H16V201H14ZM35 199H36V202H35ZM51 199V200H50ZM73 201H72V200ZM74 199H76V200H74ZM156 199V200H155ZM171 199H172V201H171ZM188 199H189V202H188ZM194 199H196V200H194ZM198 199L200 200V201H198ZM24 200H26L25 202H24ZM33 200V201H32ZM38 200H40V201H38ZM84 200H86V199H84ZM142 200V201H141ZM176 200V201H175ZM178 200V201H177ZM7 201V202H6ZM11 201V202H10ZM42 201V203H40ZM50 203H49V202ZM143 201H144V203H143ZM157 201V202H156ZM204 201H206V202H204ZM23 202H24V204L26 203V204H28L29 202L31 203V205H29V206H27L26 204L24 205L23 204ZM45 202H46V204H45ZM75 202V204H72V203H74ZM139 202V201H138ZM188 202V203H187ZM198 202V203H197ZM200 202V203H199ZM204 204H203V203ZM255 202V203H254ZM34 205H33V204ZM35 203H37V204H35ZM38 203H40V204H38ZM58 203H59V205H58ZM60 203L62 204V203H64V204H62V205H64L63 206V208H62V205H60ZM145 203V204H146ZM175 203V204H174ZM192 203V204H191ZM194 203V204H193ZM249 203V204H248ZM56 204V205H55ZM70 205V206H66V205ZM155 204V205H154ZM156 204H157V206H156ZM198 204H200V205H198ZM203 204V205H202ZM9 205V206H8ZM16 205V206H15ZM36 205V206H35ZM38 205V206H37ZM41 205V206H40ZM48 205V206H47ZM74 205V206H73ZM184 205V206H185ZM20 206V207H19ZM26 206V207H25ZM35 206V208H32V207H34ZM52 206V207H51ZM156 206V207H155ZM159 206V207H158ZM179 206V207H178ZM203 208H202V207ZM253 206V207H252ZM11 207V208H10ZM24 207V208H23ZM37 207V208H36ZM40 207V208H39ZM42 207V208H41ZM44 207H46L45 209H46V211H43V210H45V209H43ZM48 207H50V208H48ZM56 207V208H55ZM58 207V208H57ZM66 207V208H65ZM162 207V208H161ZM176 207V209L174 210V208ZM178 207V208H177ZM214 207V208H213ZM245 207V208H244ZM249 207V208H248ZM18 208V209H17ZM20 208V209H19ZM23 208V209H22ZM29 208V209H28ZM32 208V209H31ZM39 208V209H38ZM76 208V209H75ZM202 208V209H201ZM218 208V209H217ZM3 209V210H2ZM27 209H28V211H27ZM36 209V210H35ZM38 209V210H37ZM49 209H53L52 211H54V213L51 211V210H49ZM57 209V210H56ZM78 209V210H77ZM190 209V210H191ZM206 209V210H205ZM25 210V211H24ZM60 210H61V213H60ZM68 210V211H67ZM3 211H5V213L6 214H4V212ZM51 211V212H50ZM164 211V212H163ZM179 213H177V212ZM204 211H206V213L208 212V211H210V213L208 212L207 213V215L204 213ZM213 211V212H212ZM19 212V213H18ZM28 212V213H27ZM43 212V213H42ZM46 212H47V214H46ZM66 212H69V213H66ZM80 212V213H79ZM19 214V215H17V214ZM21 213V214H20ZM25 213H26V215H25ZM31 213H33V214H30ZM35 213H38V214H35ZM42 213V214H41ZM151 213V214H150ZM200 213H201V215H200ZM203 213V214H202ZM254 213H256V214H254ZM15 214V215H14ZM49 214V216H47ZM50 214H51V216H50ZM58 214V215H57ZM62 214H64V215H62ZM67 214V215H66ZM70 214V215H69ZM79 214V215H78ZM149 214V215H148ZM177 214V215H176ZM189 214L191 215V217H193V218H191V220L192 219H194L193 221V223L190 221V216H189ZM208 214H209V216H208ZM4 215H6V216H4ZM12 215V216H11ZM17 215V216H16ZM28 215V216H27ZM30 215V216H29ZM44 215V216H43ZM55 215H57L56 217H55ZM183 215H187L186 217L188 218V219H186L185 217L183 218ZM254 215V216H253ZM24 216H25V218H24ZM32 216V217H31ZM61 216V217H60ZM69 216V217H68ZM83 216V217H82ZM152 216H154L155 218H157V222L156 223H158L157 225H156V223H155V218L153 219V218H151ZM189 216V217H188ZM194 216H195V218H198L197 219V221L195 222V218H194ZM204 216V217H203ZM16 217V218H15ZM18 217V218H17ZM23 217V218H22ZM58 217V219H56ZM64 217V218H63ZM146 217V218H147ZM203 217V218H202ZM246 217V218H245ZM252 217V218H251ZM21 218V219H20ZM34 218V219H33ZM40 218V219H39ZM43 218H45V219H43ZM60 218V219H59ZM66 218V219H65ZM71 218V219H70ZM78 218V219H77ZM82 218V219H81ZM180 218H182V219H180ZM245 220H244V219ZM61 219H62V224H60L61 223ZM63 219H65L64 221H63ZM70 219V220H69ZM183 219H185V220H189L190 222L188 223V221H185V222H183L184 220ZM249 219V220H248ZM6 220V221H5ZM32 220V221H31ZM35 220H38V221H36V222H38V223H36V222H34ZM46 220H48V221H46ZM58 220H60V221H58ZM86 220V221H85ZM183 220V221H182ZM24 221V222H23ZM29 223H28V222ZM44 221V222H43ZM52 221V222H51ZM75 221V222H74ZM153 221H154V223H153ZM12 222V223H11ZM15 222V223H14ZM17 222V223H16ZM22 222V223H21ZM33 222V223H32ZM40 222V223H39ZM55 224H54V223ZM67 222V223H66ZM68 222H70V223H68ZM180 222H182V224H185V225H183L182 226V224L180 223ZM186 222L189 224V225H187L186 224ZM198 222V223H197ZM8 223H9V225H8ZM14 223V224H13ZM20 224V226H19V224ZM59 223V224H58ZM72 223V224H71ZM202 223V224H201ZM15 224H16V226H15ZM28 224V225H27ZM33 224V225H32ZM42 224V225H41ZM67 224V228H66V225ZM80 224V225H79ZM180 224V225H179ZM24 225V226H23ZM34 225H36V226H34ZM46 226V229H44L45 228V226ZM54 226V227H58L57 229L55 228V230L52 228V227H49V231H47L48 230V226ZM57 225V226H56ZM69 225V226H68ZM87 225V224H86ZM85 225V226H86ZM202 225V226H201ZM10 226H12L11 228H9ZM15 226V227H14ZM42 226V228H40ZM154 226V227H153ZM186 228H185V227ZM190 226V227H189ZM14 227V228H13ZM19 227V228H18ZM23 227H27V228H23ZM126 227V226H125ZM129 227V226H128ZM127 227V231H129L128 228ZM156 227V228H155ZM38 228L40 229V230H38ZM53 229V230H51V231H55V233L54 234H52V232L50 233V237L49 236H47V234H48V232H50V229ZM185 228V229H184ZM14 229V230H13ZM17 229V230H16ZM29 230V232L27 233V231ZM31 229V230H30ZM43 229L45 230V231H47V233L46 232H43ZM59 229V230H58ZM84 229H86L87 230V228H84ZM125 230H126V228H124ZM141 229V228H140ZM141 229V230H142ZM150 229H152V230H150ZM26 230V231H25ZM34 230H36V231H34ZM14 231V232H13ZM20 231V232H19ZM42 232V234H44V235H42L41 234V232ZM9 232V233H8ZM34 232V233H33ZM36 232V233H35ZM38 232V233H37ZM40 232V233H39ZM148 232V233H147ZM153 232V233H152ZM20 233V234H19ZM150 233V234H149ZM34 234V235H33ZM42 236H44V237H42ZM7 235V236H6ZM9 235V236H8ZM16 235V236H15ZM33 235V236H32ZM53 235H55V236H53ZM61 235V236H60ZM66 235V236H65ZM23 236V237H22ZM32 236V237H31ZM59 238H61V240H65V238L67 239L66 241H60V238L59 239H57V237ZM65 236V237H64ZM22 237V238H21ZM31 237V238H30ZM42 238V240H41V238ZM47 237V238H46ZM53 237H55L56 238V241H55V238H53ZM72 237H74L73 239H72ZM160 237V238H159ZM166 237H170V238H172V240H173V244L171 245V247H168L167 246V244H166ZM8 238H9V240H8ZM14 240H13V239ZM50 238V239H49ZM64 238V239H63ZM133 238V239H132ZM10 239H11V241L14 243H12L11 241H10ZM20 239V240H19ZM23 239H24V241H23ZM40 240V241H38V240ZM79 241H78V240ZM7 240V241H6ZM47 240V241H46ZM51 240V242L52 241H54V244H52L51 245V242H49ZM71 240V241H70ZM18 243H17V242ZM23 241V242H22ZM42 241V242H41ZM44 241V242H43ZM71 243H70V242ZM73 241V242H72ZM80 242V243H78V242ZM81 241H83L84 242V244L81 242ZM56 242V243H55ZM136 244V245H134V243ZM159 242V243H158ZM26 243H28V244H26ZM35 243V244H34ZM39 243V244H38ZM43 243V244H42ZM47 243H48V245H47ZM65 243V245H63ZM67 243V244H66ZM77 243V244H76ZM82 243V244H81ZM146 243V244H145ZM70 244V245H69ZM78 244H80L79 246V248H77V245ZM2 245V246H1ZM14 247H13V246ZM45 245H47V248H48V250H46V248H43V246L44 247H46ZM49 245H51V246H49ZM140 245H141V247H140ZM17 246H19V247H17ZM40 246H41V248L42 249H45L44 251L47 253V255H46V253L44 252V251H42V252H40ZM49 246V247H48ZM53 246V248L51 249L50 247H52ZM73 247H76L77 249H74ZM17 248H18V250H17ZM60 248V247H59ZM82 248L80 249L81 250V252H83L82 251ZM171 248L174 250V251H172L171 250ZM29 249H30V251H29ZM65 249V250H66ZM70 249V250H69ZM32 250V251H31ZM132 250V251H133ZM177 250V251H176ZM10 251V252H9ZM48 251V252H47ZM79 251V252H78ZM131 251V250H130ZM172 251V252H171ZM26 252V253H25ZM30 252V253H29ZM45 253V255L44 254H42V253ZM72 252V253H71ZM21 255H20V254ZM34 255H33V254ZM49 253H50V255H52V256H49ZM52 253V254H51ZM83 253H85V252H83ZM13 254V255H12ZM36 254V255H35ZM78 254V255H77ZM162 254V255H161ZM172 254V255H171ZM12 255V256H11ZM27 255V256H26ZM44 255V256H43ZM164 255V256H163ZM45 256H47V257H45ZM24 257V258H23ZM30 257V258H29ZM39 257H41L40 259H38ZM43 257V258H42ZM49 257L51 258L50 260H49ZM168 257V258H167ZM46 258H48V259H46ZM86 258V259H85ZM25 259V260H24ZM33 259V260H32ZM38 259V260H37ZM42 259V260H41ZM166 259V260H165ZM47 260H49L50 262H48ZM162 260H165V261H162ZM42 261V262H41ZM46 261H47V263H46ZM37 262V263H36Z\"/></svg>", "mask_w": 264, "mask_h": 264}]
</instances>
